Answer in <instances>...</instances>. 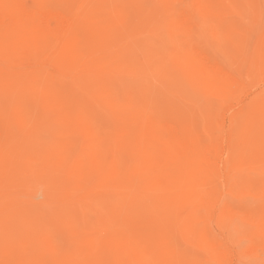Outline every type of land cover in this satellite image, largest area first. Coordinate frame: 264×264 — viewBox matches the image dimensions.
Instances as JSON below:
<instances>
[{
    "label": "rangeland",
    "instance_id": "1",
    "mask_svg": "<svg viewBox=\"0 0 264 264\" xmlns=\"http://www.w3.org/2000/svg\"><path fill=\"white\" fill-rule=\"evenodd\" d=\"M46 1L47 0H45V1L44 0L43 1L42 0H30V2H29V0L28 1H26V0H3L0 2V24H1L0 25V61H1L0 62V118L3 119V120L0 119V141H1L0 142L1 143L0 151L4 149L6 152L8 150L7 148H9L8 146L10 145V147H11V144L14 141L17 142L18 145L20 144L21 140L23 141L21 143H24V144H20L21 146L19 145L21 147L20 148L21 150L19 149V147L17 146L16 143L12 144L13 150H15L14 148H17V147H18L17 149H19L18 151H17V149L15 151H13L14 155L12 154V150H11L12 148H10V150L7 151V154H5V152H3L4 150L1 151L2 153L0 154V158L3 157L4 158L3 161H6V163L1 161L2 159L0 160V162H3L5 165L9 164L11 167H13V169H11V171H10L13 174H11L8 171L9 170L8 168L10 167L9 165H8V167H6L7 165L2 166L1 164H3V163L0 164L1 165L0 170H1V168L4 169V172L0 171L2 173V174L0 173V175H1L0 178L1 177L3 178L4 175L7 174L6 178L4 177L3 179H1V182H0V183L6 182L4 185L0 184V186L3 185L2 188L0 187V189H1L0 190V195H1L0 196V251H1V253H3V254H0V264L1 263L2 264L3 263L4 264H12V263L13 264L14 263L15 264H19V263H21V264H29V263L35 264L36 263L35 260L37 262H39L38 264H45V263L51 264L52 259L48 257L49 253L47 252L49 247L48 248L46 247V246H50V244H51L50 252H52L54 254V255H52V253H51L52 258L54 257V259H56V261H61V263L60 262L57 263L54 260L53 262H55L56 264H65L64 261L67 264H73V263L74 264H84V263L85 264H90V263L91 264H96V263L106 264V262L110 263V260L112 259V256L114 254H116V255H114V257L116 259L113 257V263L112 264H114V263L128 264L130 262H131V264H132V262H134L135 264H166V262H169V264H173V261L175 264H189V263L190 264H264V247H263L264 244L261 243L264 241V233H262V232H264V229H263L264 228V178H263L264 177V174H263L264 173V0H221V1L220 0H216V1L212 0V2H211V0H208V1L205 0V1H207V3L210 2L209 4H207L204 0H176V1L175 0H173V1L172 0L171 1L170 0H163L165 3L163 1H160V0H155V2L158 1V4L155 3L153 0H152V2H151V0H112V1L111 0H102V1L92 0L93 2L92 1L89 2V0H85V1H83V0H52V1H50V0H48L47 3H46ZM214 1H215V3H214ZM26 2H27L28 6H26ZM34 2H35V4H33ZM38 2H39V4H38ZM79 2L81 3V5H78ZM85 2H86V4H85ZM102 2H104V3H102ZM153 2H154V4H157L158 6L155 5V6H157V7H155ZM218 2H219V4H218ZM161 3L162 4L164 3L166 5H164V4L162 5ZM167 3H168V5L170 3H172L171 6L173 7L174 10L170 7V5L167 6ZM205 3H206V9L204 8ZM36 4H37V7H36ZM40 4H42L41 6H43V5L44 6L41 8L40 6H38ZM65 4L67 7L65 6ZM197 4H198V6H197ZM214 4L215 5L217 4L218 6L219 5L220 6L217 7ZM32 5H34V7ZM70 5H71V7H70ZM74 5H76V6H74ZM211 6L213 8H211ZM29 7H30V9H29ZM39 7L41 8L40 10L36 9ZM138 7H140L141 9H139ZM169 7H170L171 11L174 12V14L169 13L170 12ZM189 7H190V9H189ZM71 8H72V10H71ZM74 8H75V10L73 11ZM80 8L82 10L83 9H85V10L82 11ZM152 8L155 10V11L153 10L154 13L151 12L152 10H150ZM161 9L164 13H161L162 11L160 12ZM164 9H165V11L168 10L169 12L168 11L165 12ZM197 9H199L198 14H197ZM142 10H144V11L142 12ZM32 11H35V12H32ZM41 11H42V13L45 12V14L49 13V14H55L57 16L58 15L60 16L61 14L64 15V16L61 15V17H66V18H64V20L66 22H68L70 29H68L65 32V34H61V33H57V34L50 33L49 34V33H47L49 31L47 30V28H45L44 24L42 23L43 19H41V16H40L42 14ZM68 11L70 13L72 11L71 15H74V16L71 17V15H70V13H68ZM94 11H96V12H94ZM102 11L105 14H103ZM149 11L151 14L153 13L154 17L151 14H149ZM175 11L180 12L182 15H180V13L178 14ZM155 12H158V13L155 14ZM83 13H85L84 16L86 15V17L83 16ZM99 13L102 15L101 16L102 18L99 16L100 15ZM159 13H160V15H159ZM166 13L168 15H172V17L171 16H168V17H171L172 19L175 20L174 21V20L170 19L171 21H173V23L172 22L169 23V20L167 21V19H169V18H167L166 19L167 23H166V25L164 24L165 19L164 18L162 19L161 17L163 14H166ZM89 14L93 15L92 19H91V16L88 18ZM78 15H80L82 17L81 20H80V16H79V18H75L76 16L78 17ZM97 15H98V17H96ZM137 15L139 17H137ZM149 15H151V17L154 18L155 20L159 19L157 21V24H154L155 20L152 19L151 17L146 18ZM68 16L70 17V19ZM94 16H95V19H94ZM157 16H158V19H157ZM196 16H198V17L196 18ZM73 17H74V19H73ZM99 17H100V19H99ZM164 17H167V16L164 15ZM183 17H184V19H182ZM96 18H98V19H96ZM148 19H150V23H152L154 21V23H152V25L154 24L155 26H152L150 23H148L149 22ZM160 19H162V20L160 21ZM107 20L110 21V23L107 22ZM130 20H131V22H130ZM179 20H180V22H179ZM71 21H72V23H71ZM78 21H79V23L77 24ZM159 21H160V23H159ZM162 21H164V22H162ZM17 22L19 25L17 24ZM86 22H88V23H86ZM106 22H107V24H106ZM161 22H162V24H161ZM91 23H93L94 28H99L101 30L98 31V29L92 28L93 25ZM95 23L98 24L99 27L95 26L96 25ZM114 23H115V25H114ZM128 23H130L131 25ZM87 24L89 26L92 25L91 26L92 30H91V28H89V26ZM145 24L147 27L148 26L149 27L147 28L145 26ZM158 24H159V26H157ZM172 24L174 25V27ZM26 25H28V26H26ZM100 25H102L101 27H103L104 31L102 30V28H100ZM106 25H108L107 27H110L112 29L104 28V27H106ZM43 26H44V28H43ZM82 26H84V27H82ZM39 27H41V29ZM167 27L174 28V29L172 30V29H169ZM18 28H19L20 32H18ZM79 28H81V30ZM177 28H178V30H177ZM3 29H4V31H2ZM24 29L26 30V32L22 31ZM87 29H90L92 32L94 29L95 35H94V32L91 33V31L89 30V35L92 38H90V37L87 38V36H86L88 34V32H86V31H88ZM115 29L117 30V32L113 33V31L114 32L116 31ZM146 29H148V30H146ZM106 30H108L109 32H107ZM35 31H37V32H35ZM118 31H120V32H118ZM186 31H187V33H185ZM99 32H100V34H99ZM188 32H189V34L192 33V34H190L191 36H189ZM193 32H196V33L194 34ZM42 33L44 35H42ZM72 33L73 34L75 33V34L73 35ZM81 33L82 34L84 33V35L82 36ZM118 33H119V35H117ZM25 34H27V35H25ZM106 34H108V35H106ZM36 35H40V37H38ZM51 35H53V36H51ZM112 35L114 36V38L112 37ZM116 35L118 38L116 37ZM186 35H188V36H186ZM57 36H58V38H57ZM84 36H86V37H84ZM94 36L97 37V38L96 37L95 38L97 41H99V43H97ZM103 36H104V38H103ZM108 36H110V37H108ZM62 37H63V39H61ZM120 37L122 38L121 41H120ZM23 38H25V39H23ZM84 38L87 40V42H83ZM112 38L114 39L113 41L116 42L115 44L113 41H112L113 44H111L112 42L110 40ZM75 39H76V41H75ZM88 39H90V41ZM163 39L166 40V42L164 43L165 46L163 45V42L165 41ZM73 40H74V43H73ZM93 40H95V43L98 44L99 47L97 45H95V43H93ZM80 41H82V42H80ZM41 42H42V44H41ZM100 42H102L104 46L106 43L107 44H109L110 42L111 43L108 46L106 45L105 47H102V46H100ZM58 43H60L61 45ZM76 43H78V45ZM85 43H86V46H88V47L83 45ZM91 43H93L94 46ZM123 43H125V44H123ZM39 44L41 46H39ZM196 44H198V46H200V47H198ZM50 45H51V48H50ZM56 45H57V47H56ZM183 45L187 48H184ZM25 46L27 48L29 47L28 51L26 50L27 48ZM81 46L86 47V49L84 51L81 49L83 53L86 51V54H83L81 51H80V53H76V52H79L78 49L80 50ZM90 46H92L94 49ZM109 46H111V47L108 48ZM120 46H122V47L120 48ZM34 47H36V48H34ZM37 47H38V49H37ZM97 47L99 48V50H101V52L102 51L103 52L101 53ZM95 48L101 54L96 52ZM198 48H200V49H198ZM34 49H36V50H34ZM45 49H47V50H45ZM67 49H68V51H67ZM87 49L90 50V52H92V53L94 51L93 54H95V52H96V54L94 55L97 57V58L95 57L96 60H95L93 55L88 54ZM103 49H105L106 52L109 51L108 54ZM109 49H112V51H114L115 54ZM115 49H116V51H118L120 49L121 55L119 52H118L119 53L118 54L115 51ZM122 49L126 50V51H123ZM182 49L185 50L184 51L185 54L182 53L183 52ZM49 50H51V51H49ZM56 50H59V51L54 53V51H56ZM201 50H202V52H201ZM203 50H206V52ZM35 51L37 52V54ZM34 52L37 56L34 54ZM64 52H65V54H67V56L64 54ZM69 52H70V55L73 56L72 57L73 61L75 60L73 62L72 59H70L72 61L70 63L73 65L75 64L73 68H72L73 65H69L68 66L69 68L67 67V64H69V62H68L69 58L68 57L71 58L70 55L68 56ZM128 52H130V53H128ZM174 52L177 53L176 57H175L176 61H177L179 56H182V58L179 57V59H181V60L185 59L187 62L184 61V62H186V64H183V65L186 66V65H188L187 64L188 62H190V61L192 62V60H196L195 62L197 63V65H199L198 63H200L202 65V67L199 68L201 71L198 73L199 69L195 68L196 67L195 62L189 63L188 68H186L187 67L186 66V67H183L181 69V65L179 66L178 64H179V62H180V64L183 62L178 60L179 62L177 61L175 64L174 60L172 59V58H174V55H175ZM179 52H181L182 55ZM51 53H53V54H51ZM103 53H105V54H103ZM29 54H33L35 56L29 55ZM74 54H75V56H74ZM99 54H100V58H99ZM110 54H113L114 56H111ZM122 54H124V55H122ZM85 55H86V57H85ZM101 55H102V57H101ZM133 55L135 58L132 57ZM177 55H179V56H177ZM202 55H204V56H202ZM45 56L48 58L45 59ZM54 56H58V57H56L57 58L56 60H54L55 59ZM77 56H78V58H77L78 60L74 59V57L76 58ZM87 56L92 57L94 60L88 58V61H87L86 60ZM103 56L105 58L107 57V59L109 58L107 61V64L105 63L106 62L105 60H107V59H105ZM123 56H125L124 59H123ZM188 56L192 60H190ZM34 57H35V59H34ZM113 57H114V60L112 61ZM31 58H32V60H34L33 62L31 60ZM36 58H37V60H36ZM61 58H62V60H61ZM64 58H65V60L68 59L65 62L66 66L65 65L62 66ZM110 58H111L112 63L110 62ZM125 58H127V60ZM164 58H167V59H164ZM209 58L211 60H209ZM51 59H53V60H51ZM98 59L101 60V62H98L99 61ZM102 59L104 60V62L102 61ZM115 59L117 61L120 59L122 61H125V63L123 62V64H121L120 63L121 61H118V63H117V61ZM133 59L134 60L138 59L137 63H135L136 60L134 62ZM163 59L166 60V62L163 61ZM203 59L208 60V61H204ZM58 60H60V62H62V63H60ZM83 60H86V61H83ZM128 60L130 62H133L134 65L136 64L135 67L137 69L136 68L135 69L137 71L136 70L134 71V69H133L134 67H132L133 64L130 62L128 63ZM55 61H57V62H55ZM89 61H91L90 65L88 63ZM114 61H115V63H117V65H119V63H120L119 67L117 65H115ZM11 62L17 63L18 67H17V64H11ZM20 62H22V63H20ZM82 62H83V64H82ZM85 62H86V64H85ZM95 62H96V64L98 63V65L94 64L95 67H91V63L93 64ZM159 62L161 63V65H159L160 64ZM170 62H172V63H170ZM24 63H26V65ZM54 63H55V65H54ZM56 63H57V67H56ZM79 63L82 65V67ZM99 63H100V65H99ZM103 63H105L108 66L110 64H112L111 66H109L111 68L114 65L115 68L113 67V70L114 69L115 70L114 71L110 70L109 67L107 69L106 68L107 66H105V64H103ZM151 63H153L154 68L150 69V67H152ZM157 63H159V64H157ZM58 64H60L62 66V67H60V65H59L60 69H58ZM174 64L178 67L173 66ZM192 64H195V66H193ZM211 64L212 65L214 64L213 65L214 67ZM130 65H131V68L129 67ZM137 65L139 66V68L137 67ZM204 65H206V66H204ZM208 65H210V66H208ZM75 66H76V68H75ZM99 66H100V68L98 69ZM103 66H105V67H103ZM141 66L148 67V70H147V68H144V67L141 68ZM199 66H197V67H199ZM65 67H67V68H65ZM77 67H80V68H77ZM87 67H88V69L90 68L92 71V72H89V75L87 73L88 72ZM216 67H218V68H216ZM74 68L77 70L73 71ZM116 68H117V70H116ZM171 68H173L174 70H172ZM177 68H180L181 70L177 69ZM202 68H204V69L202 70ZM33 69H35V70H33ZM39 69H40V71H39ZM49 69L51 70V72ZM78 69L80 70V72H78L79 71ZM84 69H86V70H84ZM94 69H95V71H93ZM100 69H102V71ZM193 69H196L197 72L195 70L193 71ZM19 70L21 72H19ZM109 70L112 72H110ZM140 70H142V71H140ZM182 70H183V72H182ZM28 71H30V72H28ZM38 71H39V73H37ZM41 71L45 72V73H41ZM68 71H70V72H68ZM107 71H108V73H110L109 74L110 76L107 75V73H105L106 74L105 76H104V74H102V73L107 72ZM171 71L174 73H172ZM47 72H49V73H47ZM83 72H85V75ZM93 72H95V74H97V72H98L99 74L96 76ZM176 72H179V73H176ZM186 72L187 73L189 72V73L186 74ZM20 73L22 76H20ZM30 73H31V75H30ZM92 73H93V75H92ZM197 73H198V76L196 75ZM201 73H202L201 76H203V77H201L199 75ZM204 73L207 76L210 75V78L207 76L205 77ZM9 74H12V76L8 77ZM13 74H15V76L17 75L18 77H13L14 76ZM100 74L103 77L99 76ZM175 74L179 77L174 76ZM28 75H29V78H28ZM40 75L43 78H41ZM46 75H47L48 79H50L49 77L52 78L51 82L49 80V86H48V83L46 81ZM57 75H59L60 78ZM82 75H84V78L86 81H84V78ZM23 76H24V78H22ZM37 76L40 78V79H37L38 82H37V80H35L37 78ZM78 77H79V79H78ZM97 77H99V78H97ZM204 77H205V79H204ZM227 77H229V78H227ZM231 77H233V78H231ZM13 78L14 79L17 78V79L13 80ZM26 78H27V82L25 81ZM58 78L61 80H59ZM89 78H95V80L89 79ZM202 78H203V80H202ZM225 78L227 79V81L225 80ZM29 79L31 80L30 82H29ZM98 79H99V81L97 82L96 80H98ZM41 80L46 81L45 84L47 87H45V85L43 84L44 81L42 83ZM62 80H63V83L60 82ZM206 80L207 81L209 80L212 83L211 82L208 83V82H206ZM24 81L26 83H24ZM65 81L69 82V83L67 82L68 85ZM81 81H82V83H80ZM100 81L103 83H99ZM109 81H110V83H114V84H112L114 87L120 86V89L117 87L115 89H113L112 85L108 84ZM115 81L117 84L115 83ZM117 81L118 82L121 81L122 83L123 82L124 83L121 86V83L119 82L120 83V85H119V83ZM238 81H239V83H238ZM22 82H23V84H22ZM28 82L31 84V85L28 84L29 88H27ZM34 82L35 83L37 82V83L35 84ZM223 82L225 84H223ZM38 84L43 85L41 87L42 92H44L43 89H45V88L51 89V86L54 88L55 91H52V89H51L52 95H49L50 90L48 89V90H46V92H44V95H43V93H41V90L38 89V87H40L41 85L37 86ZM50 84H52V85H50ZM61 84L66 85L67 90L65 89L66 86L64 87V85L62 88H64L65 90L60 88ZM82 84L84 85V87ZM22 85H23V87H21ZM125 85H126V87L129 85L128 89L130 91L132 90V88H133V90L135 89L136 91H138V95H139L138 100L140 99L139 103L137 102L138 100H135L138 96L137 93H136V95L134 94L135 90L134 91L132 90V93H131L127 88H124ZM69 86L71 87L70 90L68 89ZM223 86L226 87L225 89H227V88L228 89L225 90ZM43 87H45V88H43ZM233 87H235V88H233ZM82 88H84L83 89V90H85L84 92H83ZM139 88L144 90V91L141 92V90ZM25 89H26V91L24 92ZM57 89H58V91L62 89L61 91H62L63 95L61 94V91H59L61 94L60 95L59 92L57 91ZM71 90H72V92L64 93L65 91H71ZM145 90H147V92L150 91L151 93H149V95H148V93H146ZM229 90L231 91V93H229ZM115 91L118 93H115ZM125 91H129L128 94L129 95L131 94L130 95L131 97L129 95H127V93ZM223 91H226L225 94ZM232 91H234V92H232ZM53 92H54V94H53ZM143 92H145V93H143ZM227 92L229 93L230 96L228 95ZM45 93L49 96L46 97L45 100H43L45 98V95H46ZM56 93H58L60 95V96L59 95L58 96L61 97L60 98L61 101H60V99H59V101H56L58 104L56 102L55 103L52 102V101H55L58 99V96L55 95ZM34 94H37V95H34ZM41 94H42V96H41ZM89 94H91L92 96L88 97ZM114 94H116V95L114 96ZM150 94H152L153 97L155 95V97L153 98ZM216 94L220 95V97L222 96V98L224 96L226 98L224 97L223 98L224 100L221 99L222 100L221 101L220 97ZM39 95L42 97L41 100L44 102L49 98L54 99L52 101L47 100V102H49L48 104H51V106H52L51 108H54V107H56L57 109L61 108L62 105H64V102H65V105H66V103L69 104V107H67L68 105L64 106V108L66 107L65 109H67V111H69V112L64 111L65 110L64 108H62L63 110L58 109L57 111L54 110L55 109L54 108L53 110L50 109V110H52V112H53L52 113L48 110V108H50V105L48 106L47 102H45L47 104V105H45L46 109H45L44 105H43V107H39V108L42 109V110L40 109V111H42V112H43V108H44L47 111V113H49V114H45V113L42 114V112H40L38 110L39 108H38L37 104L42 106V104H45V103H43V102L40 103V100H39L40 96ZM86 95L88 97V100H87ZM132 95L134 98L132 97ZM36 96H39L38 97L39 99H37ZM62 96H64V97H62ZM65 96H67V97H65ZM113 96H114V98L117 96L118 99L115 98L116 100L115 99L113 100ZM27 97L29 100L26 99ZM95 97L97 99L98 98H100V99L97 100ZM140 97H142L143 100ZM162 97H164L165 99ZM166 97H167L168 103H166ZM33 98H35L36 101ZM84 98H86V100ZM90 98H91V100H90ZM93 98L95 99V101L97 100L96 101V102H98L97 104L93 100ZM121 98L124 100H122ZM132 98L134 100H130ZM151 98L154 99V101H152ZM79 100L82 103L79 102ZM112 100H113V102L111 103ZM144 100H145V102L142 103L143 104L142 105L143 108H142L140 102L144 101ZM147 100H148L149 105L145 104L147 102ZM170 100L175 102L176 105H174V107H172L173 102H171L172 103V106H171ZM226 100H228V101H226ZM84 101H86V103H84ZM87 101H89L88 105H87ZM107 101L109 103H111L112 107L109 106V103ZM119 101L120 102L123 101L124 104H122V106L124 108L119 107L121 105V103ZM128 101H129V103L132 101L131 105L128 103ZM32 102H33V104H32ZM78 102H79V104L82 105V106L79 105V108H78ZM93 102H95L96 105H94ZM114 102H116V104ZM30 103L32 104V106ZM34 103H35V107H34ZM53 103L55 104V106H53L54 105ZM89 103L91 104L90 106H89ZM100 103H104V104L102 105ZM85 104H86V108H84ZM92 104H93V106H92ZM132 104H136V106L133 105V107H132ZM138 104H140V105L137 106ZM144 104H145V106H144ZM74 105L75 106L77 105L76 108H74L75 107ZM83 105H84V107H83ZM150 105H152V106H150ZM14 106H15V108H13ZM96 106H97V108H96ZM98 106L100 108H103L105 111L103 109L100 110ZM103 106H105V107H103ZM113 106H115L116 108ZM126 106H128V107H126ZM134 106H135V108H134ZM163 106L164 107L166 106L165 107L166 110H164L165 108ZM168 106L169 107L171 106L173 109L168 108ZM175 106L177 108H175ZM219 106H221V107H219ZM33 107H34V109H33ZM80 107L83 109H80ZM92 107L93 108L95 107L98 111L100 110L101 112H98L95 108L94 109L96 111H94V109H91ZM118 107H119V109H118ZM145 107H146V109H144ZM151 107H152V109H151ZM178 107H181L183 110L181 108H180L181 110L178 109ZM217 107H219V109H217ZM77 108H78V110H77ZM88 108L91 109L90 112L88 113L89 118L86 116L87 112L89 111ZM129 108L131 110H129ZM147 108L149 109V111ZM74 109L77 110L78 112L82 110V111H84V113L83 112L78 113L77 111L73 112ZM135 109H138V110L140 109L139 111L140 112L142 111V115L141 114L139 115V113H138L139 111H137V113H138V115H137L136 112H134V111H136ZM170 109H172V110H170ZM45 110H44V112H46ZM61 110L64 111V113L66 112L67 115L64 114L66 118L70 117V119H73L72 121H70L69 119L64 118V120H67V121H65V123H63V124L64 125L67 124V125L63 128L65 130L67 129L66 132L68 131L67 132L68 137L66 135L64 137H62L64 135V133H66V132H64L65 130L62 127H60L61 124H59L60 123L59 121H62V120L58 119L57 121L59 122L58 123L59 126L56 125L57 124L56 118L63 119L62 117L64 115L62 114L63 112L61 113ZM108 110L111 113L108 112ZM150 110H152V111H150ZM173 110H174V112H176V114L173 113ZM91 111L94 113L92 114ZM103 111L107 114V116H105L106 114H103L104 113ZM96 112H98L100 114H99V116H97L98 115V113H97V115H95V116H97V118L94 117L95 118L94 119L92 117L94 116V114H96ZM179 112H181V113L179 114ZM246 112H247V114H245ZM17 113H19V114H17ZM31 113H32V115H31ZM54 113H56L57 115H55ZM155 113H157V114H155ZM184 113H185V116H184ZM239 113L241 115H239ZM243 113L245 114L244 116H243ZM20 114L23 115L24 117L28 116V115H30V116H28L27 117L28 119H26V118H23L22 116L19 117ZM34 114H36V116ZM39 114L40 115L42 114L43 119L41 118V116ZM50 114H52V117H48V116H50ZM76 114L77 115L79 114L77 119H76V117H77ZM102 114H103V116H102ZM143 114H144V116H143ZM181 114L184 117H186L187 119L186 118L182 119L184 117ZM186 114H188V116L191 117L192 119L188 118ZM12 115H14L15 117H13ZM46 115L51 120L54 117V120H55L54 122H52L51 120H48L49 122L51 121L50 124L53 123L52 125H50L49 123H46V122H48L46 120V119H48L46 117ZM68 115H70V116H68ZM82 115H83V117H81V119H80L81 122H80L79 116H82ZM84 115H85V118H84ZM111 115H113V116H111ZM174 115L175 116L178 115V116H180V117L182 116V117L178 118L176 116V119L178 120V121H176L175 118H172V117H174ZM114 116H116L115 121H114V119H113V121H111L112 118H110V117L114 118ZM135 116L137 118H135ZM138 116H140V117H138ZM6 117H8V118L6 119ZM29 117L31 118L30 124L28 122ZM102 117H104V119L105 120L107 119V120L105 121ZM152 117H153V119H152ZM34 118L36 119V122H37V119H40V122H38V123L35 122L37 125L39 123H41L38 125L39 127H37V130H36L37 131L36 133H38L39 135L36 134L35 131L33 133V130L36 129L35 126H37V125H35L34 129H33L32 124H35V123L34 122L32 123V121L35 120ZM98 118H100V119H98ZM122 118H123V120H121ZM196 118H198L197 120L200 119V121H197ZM234 118L235 119L237 118V119L235 120ZM11 119L16 121V123L18 122L17 120H19V122H22L24 120V123L22 122V125L23 124L24 125L23 126L19 125V124L15 125L14 122L11 123L12 122ZM41 119L44 120L45 123L47 124L46 125L47 129L44 126L45 125L44 121H42ZM96 119H98L97 123H96ZM108 119H111V120L108 121ZM118 119H120V120H118ZM130 119H131V121H128ZM137 119H139V120H137ZM173 119H175L176 123L173 121ZM181 119L184 121L189 119L188 121H185V123H188V122L191 123V120H192V123L190 125L194 126V127L193 126L191 127L193 129H191V131H190V129H189L190 125L189 124H188L189 126L187 124H186L187 126L185 125V127H187L188 129H186V128L183 129L185 123H183V121ZM6 120H9L10 123L8 124V121H6ZM77 120L79 123H77ZM83 120H85V121H83ZM91 120H92V122H91ZM94 120H95V122H94ZM99 120H100V122H99ZM135 120H136V122H135ZM152 120H157V121L152 122ZM101 121H102V123H101ZM171 121H173V122H171ZM195 121L200 122V124H202V125L198 126L197 123H196V125H194L195 123L193 124V122H195ZM42 122L44 124L43 127H41ZM70 122H72V124ZM90 122L92 124H90ZM103 122H105L108 125L107 126H106V124L104 125ZM120 122L123 126L119 124ZM114 123H117L119 125H117V124L115 125ZM132 123L134 125H132ZM136 123H138V125H136ZM149 123L152 125H150ZM153 123H154V125H153ZM173 123H175V124H173ZM180 123H182V124H180ZM239 123H241L242 125L241 124L239 125ZM54 124L58 128L57 127L55 128ZM63 124H62V126H64ZM75 124L79 125V126H76ZM5 125H7V126H5ZM26 125L27 126L29 125L28 128ZM96 125H97V127H96ZM20 126H21L22 132L20 131ZM24 126H26L27 129L24 128ZM67 126H69V127H67ZM85 126H88V127H85ZM99 126L100 127L102 126V128H103V126H105L106 128H103L104 129L103 130L102 128H98ZM178 126H182V128L178 127ZM195 126H196V128H195ZM197 126H198V128L199 127L201 128V129L199 128V131H198L199 135L196 134L197 129H198ZM236 126H237V128H236ZM7 127H8V129H7ZM29 127H30V129H29ZM50 127L51 128L53 127V128L51 129ZM75 127L76 128L78 127L80 129L79 130L76 129V131H75ZM126 127H128L129 129H127ZM139 127H141V128H139ZM176 127L181 130L182 137H184V136L186 137L187 132L191 135L188 134L187 139L184 137L185 139L183 138V139L179 140L180 135L177 133H174V132H177ZM14 128H16V129H14ZM39 128H41L40 130H42V129L43 130L39 131L38 130ZM113 128H115V129H113ZM4 129L5 130L7 129V130L5 131ZM31 129H33V130H31ZM58 129H63L64 131L61 130V132H60ZM71 129H73L75 131V133ZM99 129L101 130V132ZM153 129L155 131L158 130L157 133H154ZM194 129L196 130V132ZM232 129H234V132H232L233 131ZM15 130L18 131L17 134H14V133H16ZM80 130H81V132H80ZM147 130H148V132H147ZM200 130L203 133H200ZM205 130L208 132V134ZM13 131H15L13 133L14 135L11 134V132H13ZM23 131L26 134H28L27 132H29V134H28L29 139L27 140V138H28L27 135H26V137H24V138H26L27 142H25V140L23 139L22 135H24V134H21V133H23ZM53 131L54 132L59 131V133H57V132L53 133ZM114 131H116V132H114ZM192 131H194V132H192ZM72 132L74 133V136L69 135V133L71 134ZM83 132H84V134H83ZM87 132L89 135L87 134ZM143 132H144V134H143ZM149 132L150 133L152 132V134L154 133V136L152 134H150ZM238 132H240L241 134ZM18 133L20 135H18ZM73 133L71 135H73ZM76 133L78 135L75 136ZM80 133H81V136H83V138L80 136ZM165 133H166V135H165ZM6 134H8L9 136ZM174 134L177 136V138ZM201 134H202V136H201ZM3 135L7 136V137L5 138ZM33 135H34V137H33ZM35 135H36V137H35ZM106 135H107V137H106ZM155 135H157V137H155ZM195 135L196 136L198 135L197 138ZM15 136H16V138H15ZM17 136H18V138H17ZM78 136H80V137L77 138ZM200 136H201V138H199L200 139L199 140L198 137H200ZM1 137H3L4 139H2ZM9 137H11L12 139L11 138L9 139ZM66 137H67V139H69V141L67 139H65ZM84 137L88 140L84 139ZM233 137H235L237 139V141ZM145 138L149 139V142L147 141L148 143H145L146 142ZM194 138L197 141L199 140L198 141L199 143L197 141H195ZM13 139H15V140H13ZM99 139H101L102 143ZM102 139H104V140H102ZM162 139L165 140L166 143H164L165 141H162ZM223 139H225V140H223ZM4 140H5V143H4ZM10 140H12L11 144H10ZM96 140H98V141H96ZM155 140H158V141H155ZM168 140H170V141H168ZM183 140H184V142H183ZM229 140H231V141H229ZM18 141H20V142H18ZM62 141H63V143H62ZM213 141H214V143H213ZM29 142H31V143H29ZM54 142H56L55 145L53 144ZM95 142H97L96 147H99V148L101 147L99 150H98V148H95V144H94ZM170 142H171V144H170ZM194 142L197 143L198 145L201 143L200 144L201 146L200 145L197 146V144H195ZM202 142H204L203 145H202ZM238 142H239V144H238ZM3 143L6 145L8 144V145L5 146V145H3ZM223 143L226 145H223ZM26 144H28V145L30 144L31 147H30V145L28 147V145H26ZM79 144H80V146H78ZM134 144H136V145H134ZM143 144L144 145L146 144L145 145L146 147L143 146ZM161 144L163 145V147L161 146ZM15 145H16V147H15ZM40 145H41V148H40ZM53 145H54V147H53ZM93 145H94V147H93ZM148 145H150V146H148ZM154 145H155V148H158L155 150H157V151L159 150L157 153H155V150H153ZM237 145H238V147H237ZM4 146H5V148H3ZM73 146H74V148H73ZM22 147L25 150L24 149L22 150ZM57 147L58 148L60 147V148L58 149ZM134 147L135 148L137 147L138 150H140V151L138 152V150L137 149L135 150ZM171 147H173V149H171ZM174 147L178 151H175L176 149ZM191 147H194L193 149H197V150L200 149L201 151H199V152H200V154L202 152V154L201 155L199 154V155L202 158L200 156H198L197 153H199V152L196 150L193 151ZM231 147H232V149H231ZM234 147L235 148L237 147V149L234 150L233 149ZM117 148H118V150H117ZM144 148L145 149L148 148V153L150 156L152 154L153 159L150 158L148 153H146V154L143 153ZM149 148H150V151H149ZM169 148H170L171 153L173 154L172 156L176 155V156H174V157H176V159H174V161L178 160L177 161L178 163H180L181 161H182V163L184 162L183 166H182V163H180V166L178 164H177V166H175L177 162H175V164L172 163V162H174L173 160H171V159H173V157L172 156L170 157V152H169V154L167 153L169 151L168 150ZM54 149H55V152H54ZM64 149H65V151H64ZM66 149H69V150H66ZM103 149H105V150H103ZM40 150H41V152H40ZM100 150L103 151V153L105 152V155L101 152L97 153V151H100ZM172 150H173V152H172ZM203 150H206V151L204 152ZM232 150H233V152L234 151L236 152V153L234 152L235 157L232 153ZM258 150H259V152H258ZM10 151H11V153H10ZM51 151H52V153H51ZM134 151H136V152H134ZM188 151L189 152L193 151V152L191 154V153H188ZM215 151H216V153H215ZM222 151L224 154L220 153ZM15 152H21V153H16L17 155H15ZM22 152H23V154H25L24 155V158L26 157L25 160H22V158H23ZM175 152H176V154H175ZM241 152H243V153H241ZM8 153H9V155H8ZM39 153H42V154H39ZM65 153H67L66 156H65ZM70 153H72V154H70ZM89 153L90 154L92 153L91 154L92 156H89L90 155ZM106 153L107 154L109 153L108 157H106L107 156ZM141 153H142V156H140ZM187 153L189 155H191L190 157H191L192 161L190 160V158H188L189 155ZM194 153H196L197 155H195ZM26 154H28V155H26ZM43 154L45 157L42 156ZM50 154H52V155H50ZM87 154H89V155H87ZM164 154H166L167 156H165ZM185 154H187V155L185 156ZM231 154H232V158H234V159L231 158ZM5 155H7L9 157H7ZM10 155H12V158L10 157ZM63 155H64V157H63ZM145 155L146 156L148 155V157H146ZM13 156H14V158H13ZM39 156H40V158L38 159ZM47 156H49V158ZM83 156L85 157V160H83ZM88 156H89V158H88ZM120 156H123V158ZM182 156H184V157H182ZM15 157H16V159L18 157L19 158L17 160H15ZM20 157H21V159H20ZM81 157H82V159L79 160ZM141 157H142V159H141ZM161 157L162 158L167 157V158L162 159ZM177 157H178V159H177ZM180 157H182V158H180ZM222 157L225 159H223ZM8 158L9 159L11 158V159L8 160ZM57 158L62 163L57 162V161H59ZM107 158L110 160V162H109V160L107 161ZM209 158L211 161L209 160ZM5 159H7V160H5ZM43 159H45V160H43ZM97 159H98V161H97ZM118 159H119V161H118ZM181 159H183V160H181ZM185 159H187V160H185ZM201 159H202V161H201ZM239 159H241L240 160L241 163L238 161ZM52 160H54V162ZM86 160H87V162H86ZM121 160L125 161V163L122 162ZM179 160H181V161H179ZM220 160H222V161L220 162ZM33 161L35 162L33 165H34V167L36 166L35 168L37 169V171L39 173H37L35 171L36 169L34 167L30 166V164L33 163ZM38 161L40 162V166L38 165L39 168L37 167ZM41 161H43V162H41ZM96 161L97 162L100 161V163H97ZM163 161L166 163L168 161L169 162L168 165L166 163L162 164ZM230 161H232V162H230ZM29 162H31V163H29ZM85 162H86V164H85ZM101 162L102 163L104 162L103 167L106 169V171H103V169L101 168L102 166H99V164L102 165ZM105 162H107L106 165H105ZM142 162L143 163L146 162L144 165L146 167L142 168L143 166L141 165V171H139L140 165H138V164H141ZM14 163H15V165H14ZM79 163L81 165H79ZM93 163H95V164H93ZM170 163H172V164H170ZM74 164H76L77 167H76V165L74 166ZM96 164L100 168L95 166ZM114 164H115V167H113ZM121 164H123V165H121ZM125 164H126V167L124 166ZM151 164H153V165L151 166ZM155 164H157L158 166ZM169 164L171 166H169ZM16 165H23L25 169H22V172L26 170L25 171L26 174L23 172L20 175L19 173L21 171V167L20 166L16 167ZM148 165H150V167ZM164 165L167 167L169 166V167L167 168ZM188 165L190 167H188ZM14 166H15V168H14ZM27 166H29L30 168ZM52 166H53V168H52ZM56 166H57V168H56ZM94 166H95V169H93ZM107 166H108V168H107ZM173 166H174V169L172 168ZM191 166H193V167H191ZM122 167H123L124 171H123ZM163 167H164V169H163ZM181 167H183L184 170L187 169V170H185L187 172L184 173L183 170H182L183 171L182 172ZM198 167H202V169H205L206 171L202 170L201 168L198 169ZM209 167H210V169H209ZM211 167H212V170H211ZM226 167H227V169H226ZM241 167H243V168H241ZM27 168L31 169V171ZM40 168L44 169V170H41ZM79 168L82 170V172H80ZM111 168H113V169H111ZM151 168H152V170H151ZM66 169H68V170H66ZM86 169H87V172H89V171L90 172L86 173V171H85ZM98 169H100L101 172H99ZM168 169H169V171H168ZM171 169H172V171H171ZM196 169H198V170H196ZM5 170L8 172H6ZM14 170H16V171H14ZM51 170H52V172H50ZM97 170H98V172H97ZM111 170H112V172H111ZM119 170L123 171V172L120 173ZM135 170L137 173H134ZM142 170H143V172H142ZM179 170L181 172H179ZM145 171H146V173H147V171H150V173L148 172L149 174L146 175ZM193 171H194V173H193ZM217 171H219V172H217ZM114 172L117 176H115ZM131 172L134 173L133 177L131 176L132 175ZM138 172H139V176H138ZM140 172H142V174ZM151 172H153L152 176L155 174L158 175V173L159 174L161 173V175L167 174L166 176L162 175L165 178L166 183L164 182V180L162 183L160 182V180L163 179V177H161V175H160V177H159V175L157 176V180H153L155 178V176H153V178H152ZM177 172L179 173V175ZM220 172L223 173V175L221 173V175L223 177L220 175ZM235 172H236V176L233 175V174H235ZM8 173L10 174L9 178H8ZM48 173H50V174L48 175ZM197 173H199L200 175ZM242 173H244V176L242 175ZM40 174H42V175H40ZM43 174L48 175V177L50 175H53V174L56 176H54L53 178L50 176L52 178V180H51V178H47V176L46 175L44 176ZM62 174H64V175H62ZM83 174H86L87 178L88 177L89 178L88 179L86 177L83 178V176H84ZM88 174H90V175L88 176ZM122 174H124V175H122ZM140 174L143 178H145L144 179L145 182H141V180H143V179L140 176ZM188 174H189V179L192 176L190 174H193V177H191V178L194 179V182H196L197 185L200 183L198 185L199 188L197 187V185H196L197 188H195V183L193 182V180L191 182V180H189L187 178ZM260 174H261V176L263 174V176L261 177ZM22 175L24 177H21ZM25 175H27V176H25ZM68 175H69V177H67ZM180 175L181 176L183 175V177H181ZM197 175H199V176H197ZM206 175H208V176L206 177ZM213 175L215 178L217 176L218 177L214 180ZM237 175H239V176H237ZM240 175H241V180H240ZM90 176H92L93 180H90L91 179ZM195 176H197V180H196ZM233 176H234V178H233ZM31 177H33V178H31ZM42 177L44 179H42ZM80 177L83 179H81ZM102 177L103 178L105 177L104 182H106V183L103 182ZM140 177H141V179H140ZM7 178H8V182L6 180ZM75 178H77V179H75ZM169 178H172L174 180V182L172 179H171L172 182H170ZM25 179L26 180L28 179V182H26ZM85 179H87V182ZM95 179H97L96 182L100 183V184L95 185L96 184ZM114 179H116V180H114ZM133 179L135 180V182ZM151 179L153 180V182ZM168 179H169V182H168ZM176 179H178V180L181 179V182L179 183L178 180H177V182H175ZM185 179L187 180V182ZM198 179H199V182H198ZM220 179L222 180V183L220 182ZM235 179H237V180H235ZM251 179H253L254 182ZM259 179H261V183H260ZM2 180H3V182H2ZM24 180L26 182V185H25ZM40 180H41V182H40ZM42 180H43V182H42ZM81 180H82V183H81ZM89 180H90V182H89ZM110 180H111V182H110ZM121 180H122V182H121ZM138 180H139V182H138ZM188 180H189V182H188ZM204 180H205V182H204ZM218 180H219V182H218ZM242 180H243V185H242ZM258 180H259V182H258ZM32 182H34V183H32ZM52 182H53V184H52ZM74 182H78L79 186L77 185V183H74ZM93 182H94V184H93ZM133 182H134V184H133ZM146 182L149 184H152V185L148 184L149 186H146L147 185ZM257 182H258V184L261 185L260 187L257 185ZM14 183L17 186L20 184L19 187L15 186ZM21 183L24 184V185H22V188H20ZM30 183H32V185L34 187L29 186V185H31ZM41 183H42V185H41ZM89 183H91V184L89 185ZM103 183L106 187H104V185L102 186ZM109 183L111 185L110 187H109V185L107 186V184H109ZM113 183H114V185H113ZM142 183H143V185H142ZM168 183H170V184L168 185ZM171 183L173 185V189L171 188L172 187ZM183 183L186 185H184ZM212 183H214V184L210 185ZM50 184H51V186H50ZM92 184L94 185L93 188H92ZM144 184H146V185H144ZM175 184H176V186H175ZM221 184H223L222 186H224V188L221 186ZM5 185H6V187L3 189V187ZM53 185H55V186H53ZM74 185H75V187H74ZM98 185L102 186V187L100 188ZM188 185L190 187H188ZM23 186H25V189H30L31 191L28 190L26 192L27 193L26 194L24 192L26 190L24 189ZM41 186L45 189L43 190V188H41ZM72 186L75 189L80 190V191L76 190L77 192H80V193H76V191L73 190L74 188H72ZM82 186H84V187H82ZM88 186L90 187V189L92 191H90ZM138 186H139V188H140V186L143 187V189L142 190H141V188L139 189ZM214 186L218 189H216V188L214 189ZM14 187L19 188V189L15 188L16 192L12 193L13 191H15ZM98 187H99V189H98ZM103 187H104V189H103ZM113 187H115V188H113ZM146 187H148L147 189H149V187H150V189L147 192L144 191V189H146ZM175 187L177 188V190L175 189ZM204 187H206V188H204ZM239 187L241 188V192L239 190ZM85 188H86V190L84 192ZM107 188H109V189H107ZM123 188H124V190H123ZM200 188L201 189L203 188L205 190L201 191ZM232 188H233V190H232ZM52 189L54 191H55V189L58 191L50 192ZM174 189H175V191H172ZM197 189L200 190L201 193L199 191H197ZM236 189H237V193H234L236 191ZM104 190H106L108 192H106ZM168 190H171L172 192L170 193V191H168ZM215 190L216 191L218 190V191L216 192ZM226 190L227 191L231 190L233 193L227 192ZM86 191H88V192H86ZM112 191L115 192L117 195L120 194V196L115 195L114 193H112ZM225 191H226V193H225ZM6 192H8V193L10 192V193L8 194ZM21 192L22 193L24 192L26 195L24 193L22 194ZM28 192H30L29 193L30 195H28ZM33 192L34 193L36 192L35 193L36 195H34L35 197L32 196ZM38 192H39V194H38ZM63 192H65V194L68 195V197H70L69 195H71V196L74 195V192L77 195L74 197H71V200L69 198L67 200L66 199L67 197ZM71 192H73V193H71ZM83 192H84V194H83ZM90 192H93V193H90ZM94 192H95V194H94ZM109 192L111 193V196H110ZM203 192H205L207 195ZM251 192H252V194H251ZM256 192H258V193H256ZM47 193L48 194L50 193L49 197L47 196L48 195ZM53 193H55V194L53 195ZM69 193H71V194H69ZM106 193H108L109 196ZM132 193H134V194H132ZM135 193H140V194H135ZM145 193H147L146 194L147 197L145 196ZM3 194L5 196H2ZM80 194H81V196L82 195H84V196L80 197ZM102 194H104V197ZM123 194H125V195H123ZM184 194H187V195H184ZM223 194H224V197H223ZM51 195L55 196V197H52ZM136 195H137V197H136ZM31 196L33 198H29ZM85 196H86V200L84 198ZM133 196H135V199L136 198L139 199L138 196H140V201H142L141 199H145V198L147 200H144V202H140V204H139V202H138L139 200L138 201H136L137 199L133 200L134 199ZM9 197L12 200L6 199ZM44 197H45V199H44ZM107 197L109 200H111L110 201L111 203L106 199ZM111 197L114 199H110ZM141 197H143V198H141ZM83 198H84V200H82ZM48 199H50L52 201H50V200L48 201ZM98 199H100L98 201L99 203L100 202L102 203V201H103L102 205L99 203L96 204ZM214 199H215V201H214ZM114 200L116 202H119V201L120 202L115 203ZM122 200H124V201H122ZM14 201H15V203H14ZM106 201H107V204H106ZM112 201L115 204H117V205L114 204L116 207L113 206ZM125 201L128 202L127 203L128 207L126 206ZM224 201L228 202L229 204L225 203ZM7 203L10 205H8ZM243 203H245V205ZM32 204H33V206H30ZM118 204H120V206ZM218 205H221V206L218 207ZM231 205H232V207H229ZM29 206L33 207V210ZM38 206H40V207H38ZM117 206H119V207H117ZM236 206H238V207H236ZM89 207H91V208H89ZM112 207H115L114 210H116V208H117V210H119L121 213L120 212L116 213L117 210L116 211L111 210L112 211L111 212L109 208H112ZM136 207H138V208H136ZM212 207L214 208V210H211ZM71 208L73 209V211L71 210ZM85 208H87V209H85ZM135 208H136V210H135ZM90 209H92L93 211H91ZM131 209H133L135 212L133 210L131 211ZM138 209H139V211H137ZM34 210L37 213H35ZM94 210L95 211L97 210V211L94 212ZM105 210L109 211V213H106L107 211L105 212ZM218 210L220 212H218ZM53 211H54V213H53ZM59 211L62 213L68 212L66 215L68 218L62 217V216L58 217V214L61 215V213H59ZM89 211L91 212L90 215H89ZM113 211L115 213H113ZM136 211L139 214H137ZM221 211H222V213H221ZM31 212L33 215L31 214ZM55 212H56V216H55ZM73 212L75 213V216H74L75 218L73 217V215H74ZM41 213H44V215L39 216V215H41ZM36 214H38V216ZM70 214H73V215L71 216ZM148 214L151 215L150 218L148 217L149 216ZM85 215L87 217L91 216L92 219L91 218L87 219L90 222L87 221L88 222L87 223L86 220H84L87 218V217H85ZM136 215H142V216L138 217ZM134 216H136V218ZM99 217L102 218L104 222L101 221L102 219L100 220ZM128 217L131 219H129ZM141 217H143V219ZM9 218L11 221L9 220ZM36 218L40 219V221L38 223L36 222V221H38ZM97 218H98V220H97ZM121 218H122V222H121ZM139 218L142 219V223H143V220L145 219L144 225L142 223H140ZM31 219H33V226L30 223V221L32 222ZM34 219H35V223H34ZM63 219H64V221L66 219V221L64 223L67 225L66 229H70V231L69 230L66 231L65 228L62 231L61 227L63 228V225H65V224H63V225L60 224V225H62V226H60L58 223L59 222L58 220H60V223H62ZM132 219H134L135 221ZM138 219H139V221H138ZM22 220H24V221H22ZM25 221H27L28 224ZM14 222H16L17 224ZM20 222H22L21 223V224H23L22 226H21V224H19ZM44 222L46 223L47 226L44 225ZM51 222L53 223L51 225H55V224H57V225L49 226V224ZM150 222H152V223H150ZM10 223H11V225H10ZM39 223H41V224L39 225ZM86 223L88 225H86ZM123 223H125L126 225ZM35 224L39 225V226H36ZM42 224H43V227L46 226V229L42 228V226H41ZM89 224H91L92 226ZM151 224H153L152 227L155 226V227H153L154 229L152 231L153 232L157 231V232H154V234H157V237H155L153 232H152V234L150 233L151 236L154 235V236H152L153 238L151 236H149V232L151 231L150 229H152ZM24 225L29 226L30 227L29 229H31V230H29L28 227L23 228ZM66 225H65V227H66ZM69 225H70V227H69ZM103 225H106V226H103ZM72 226H74V228ZM10 227H14V229H16L17 232L15 230L11 229ZM36 227H38V229L41 227L44 231H42V229H41V232H38V229H36ZM47 227L50 230L47 229ZM146 227L149 229V231L148 230H146L145 232L142 231L144 228L147 229ZM34 228H35V230H33ZM74 229H75L76 233L74 232ZM32 230H33V234L31 233ZM64 230H65V232H64ZM14 231L18 235H16L14 233ZM39 231H40V229H39ZM46 231H48L49 233L51 231L53 236L51 235V233H50L51 236L50 235L48 236L49 233H47ZM147 231H148L147 235L150 237L148 239H146L148 237L146 235ZM259 231H260V233H259ZM34 232H35L37 238L35 237ZM61 232L64 234H61ZM66 232H67V234H66ZM68 232H69V235H68ZM70 232H72V233L74 232L73 233L74 238L72 237L73 234L70 236V234H71ZM27 233H30V234H27ZM41 233H44V234H41ZM21 234H22V236H21ZM24 234H26L27 236L23 237ZM37 234H39L40 237H38L39 235L37 236ZM56 234H57V236H56ZM87 234H90L87 237H90L91 239L90 238L86 239L87 237L85 235H87ZM95 234H96V236H95ZM143 234L146 235V238ZM15 235L17 236L16 240L14 238ZM28 235H30L31 238L32 237L34 239L36 238L34 240V242L32 240L33 238L32 239L30 237L28 238ZM76 235H77V237H76ZM79 235L81 237H79ZM92 235H94V236H92ZM118 235H120L122 238ZM125 236H126V240L124 238ZM161 236L165 239L167 237V239H166L167 242H165L163 238L161 239ZM255 236H256V238L258 237L257 241H256ZM42 237L43 238L46 237V238H48V240L47 239L43 240ZM65 237H67V238H65ZM84 237H85V239L83 240ZM154 237L157 239H155ZM21 238H24V239H21ZM27 238H28V240H27ZM75 238H76V242H74L75 240L73 241V239H75ZM80 238H82V242H80V240H81ZM133 238H134V240H133ZM135 238L138 240V242L140 241V243H141L138 246L139 247L142 246V249H140L141 251H139L142 254H139L137 252L139 250L138 249L139 247L134 245V244L137 245L138 242L137 243L132 242V241H135ZM12 239H14V240H12ZM19 239L22 240L23 242L28 241L32 250L29 248L28 242H25V243H27V244H25L23 242H20ZM154 239L155 240L159 239V240L155 241ZM168 239H169V241H168ZM7 240H10L11 245L13 244L12 247L10 246L11 249L7 248L8 253H6L5 245L7 244L9 247L10 242ZM30 240L34 244L36 242H37V244L40 242L38 244L39 246L41 244L40 247L36 244L34 247L38 246V248H42V246H43V248H44V246H45L47 248V250H46V248H44L45 249L44 251H46V253L44 251H42L43 249H41V250L38 248H37L38 250H36V248L33 249L34 247H33V245H31ZM17 241H19L18 244H17ZM43 241H45V244L44 243L42 244ZM48 241H50L49 245L46 243ZM88 241L90 244L88 243ZM120 241L122 242V244L125 243V245L123 244L124 245L123 248L121 246V243H119ZM125 241H128V243ZM170 241H172V242H170ZM194 241L196 242V244L195 243L193 244ZM205 241H206V243H205ZM7 242H9V243H7ZM116 242L118 245H120L118 247H121L122 250H125V251L127 250V251L126 252L121 251L120 250L121 248L116 250L118 248ZM151 242H152V244H151V246L149 245V248L151 247V249H153V247L157 246L154 248V250L148 249V243H151ZM208 242H210V243H208ZM257 242L259 243V245ZM20 243L22 244V246L19 247ZM191 243H192V245H191ZM207 243H208V246H207ZM2 244H4V245H2ZM79 244L80 245L86 244L85 247L92 245L95 249L91 248V246H90L89 250L91 249L92 252L95 254H92L91 251L87 252L86 250L88 248L84 247V250H83L82 246H80V248H79V246H78ZM87 244H88V246H87ZM146 244H147V246H146ZM160 244H161V246H160ZM162 244L165 247H163ZM202 244H203V246H201ZM216 244H218V245L215 246ZM1 245H2V247H1ZM106 245H109V246H106ZM111 245H113V246H111ZM209 245H211V246H209ZM219 245H220V247H218ZM24 246L27 248H25ZM132 246H134V248ZM14 247L17 249L18 248H20V249L16 250ZM21 247H23V248H21ZM107 247L110 249L108 250ZM112 247H113V249H112ZM115 247H117V248L115 249ZM167 247H169V248H167ZM210 247H211V249H210ZM1 248H3L4 251ZM130 248H131V250L133 249V253H135V250L138 249L136 251V256L132 253ZM189 248H191L193 251ZM12 249H14V251ZM51 249H53V250L51 251ZM96 249L97 250L99 249V253L103 251L102 253H103L104 257H106L109 254V256H107V258H108V260L110 258L111 259L109 261L107 260L106 262L103 261V259L105 260V258H103V256L101 257L100 255H102V253L99 254ZM194 249H195V251H194ZM204 249H206V250H204ZM213 249L215 250L214 252H213ZM219 249H220V251H219ZM62 250H63V252H62ZM80 250H81V252H80ZM110 250H111V253L113 252L112 256L110 255L111 254ZM114 250L117 251V253H114ZM142 250H143V252H142ZM145 250L147 252L146 254L149 255L148 257H147V255L144 257ZM160 250H163L164 252H166L165 253L166 255L164 254L163 259H162L163 254L160 255V252L163 253V251H160ZM166 250L168 252L171 251L170 253L173 255V257L172 256L170 257L171 254L168 253ZM19 251H21L20 255L18 254ZM30 251H31V253H30ZM32 251H33V253H32ZM37 251L38 252L40 251V252L38 253ZM41 251L43 252V254L41 253ZM55 251H56V253H55ZM82 251L83 252L86 251V252L83 253ZM128 251H130L134 256L130 252H129L130 254H128L127 253ZM10 252H11V254L13 253L12 257L10 256L11 255ZM67 252L69 253L68 255H63V254H67ZM75 252L79 253V254H76ZM104 252H105V254H104ZM119 252H120V254L121 253L123 254V255L121 254V256H123L122 259L118 254ZM209 252H211V253H209ZM4 253H6V254H4ZM61 253H63L62 254L63 256L61 255ZM126 253H127V255H126ZM143 253H144V255H143ZM207 253H208V255H207ZM84 254L89 255L90 258L89 257H88L89 259L84 258V257H87ZM157 254H158V257H159V255L162 257H159V259H157L158 258ZM30 255H32V256H30ZM37 255L39 257H37ZM43 255H45V256H43ZM78 255H80L79 258L77 257ZM93 255H99L101 257L100 260L98 258L99 256L98 257L95 256V258H96L95 259ZM153 255H154V257H151ZM210 255H213V256H211L212 258L210 257ZM22 256H25V257L22 258ZM40 256H41V258H40ZM68 256L69 257L71 256V257L69 258ZM59 257H61V258H59ZM73 257H74V259H73ZM91 257L94 258L95 260L94 259L91 260ZM26 258L28 259V261ZM46 258L47 259L49 258L50 261L47 260ZM71 258L74 260V262ZM143 258H145V259H143ZM173 258H174V260H173ZM31 259H33V260H31ZM65 259H67V261L69 260L70 263L67 262ZM77 259H78V261H77ZM85 259H87V261ZM167 259H169V261H167ZM15 260H17L19 263H17V261H15ZM23 260H24V262H22ZM44 260H46V261H44ZM88 260L89 261L91 260V261L88 262ZM97 260H98V262H95ZM175 260H177V261H175ZM79 261L80 262L83 261V262L79 263ZM92 261L94 263H92ZM102 261L105 263H103ZM159 261H161V262H159ZM25 262H27V263H25ZM126 262H128V263H126Z\"/></svg>",
    "mask_w": 264,
    "mask_h": 264
},
{
    "label": "bare ground",
    "instance_id": "2",
    "mask_svg": "<svg viewBox=\"0 0 264 264\" xmlns=\"http://www.w3.org/2000/svg\"><path fill=\"white\" fill-rule=\"evenodd\" d=\"M1 1H3V0H1ZM1 1H0V2H1ZM26 1H28V0H26ZM42 1H43V0H42ZM44 1H45V0H44ZM47 1H48V0H47ZM47 1H46V3H47ZM50 1H52V0H50ZM83 1H85V0H83ZM90 1H92V0H89V2H90ZM97 1H98V0H97ZM100 1H102V0H100ZM111 1H112V0H111ZM153 1L155 2V0H153ZM160 1H163V0H160ZM170 1H171V0H170ZM172 1H173V0H172ZM175 1H176V0H175ZM204 1H205V0H204ZM207 1H208V0H207ZM207 1H205V2L207 3ZM215 1H216V0H215ZM215 1H214V3H215ZM220 1H221V0H220ZM29 2H30V0H29ZM35 2H36V1H35ZM35 2H34L33 4H35ZM56 2H57V1H56ZM92 2H93V1H92ZM151 2H152V0H151ZM154 2H153V4H154ZM163 2H164V1H163ZM179 2H180V1H179ZM211 2H212V0H211ZM40 3H41V2H40ZM49 3H50V2H49ZM63 3H64V2H63ZM79 3H80V2H79ZM79 3H78V5H81V3H80V4H79ZM95 3H96V2H95ZM102 3H104V2H102ZM114 3H115V2H114ZM155 3L158 4V1L155 2ZM164 3H165V2H164ZM164 3H163V4H164ZM200 3H201V2H200ZM206 3L204 4V5H205V6H204L205 9H206ZM209 3H210V2H209ZM209 3H207V4H209ZM216 3H217V2H216ZM28 4H29V3H28ZM31 4H32V3H31ZM31 4H30V5H31ZM38 4H39V2H38ZM85 4H86V2H85ZM153 4H152V5H153ZM157 4H154V6L157 5ZM159 4H160V3H159ZM161 4H162V3H161ZM163 4H162V5H163ZM171 4H172V3H170L169 5H170V7L173 9V7L171 6ZM218 4H219V2H218ZM30 5H29V6H30ZM41 5H42V4H40V5H38V6H40V7L42 8L44 5H43V6H41ZM82 5H83V4H82ZM164 5H166V4H164ZM169 5H168V3H167V6H169ZM210 5H211V4H210ZM214 5H215V4H214ZM26 6H28V5H27V2H26ZM32 6L34 7V5H32ZM47 6H48V5H47ZM65 6H66V4H65ZM68 6H69V5H68ZM74 6H76V5H74ZM157 6H158V5H157ZM157 6H155V7H157ZM167 6H166V7H167ZM197 6H198V4H197ZM215 6L219 7L220 5L218 6V5L216 4ZM23 7H24V6H23ZM36 7H37V4H36ZM40 7H39V8H36V9L40 10V9H41ZM66 7H67V6H66ZM70 7H71V5H70ZM82 7H83V6H82ZM134 7H135V6H134ZM155 7H154V8H155ZM163 7H164V6H163ZM166 7H165V8H166ZM170 7H169V9H170ZM47 8H48V7H47ZM49 8H50V7H49ZM138 8L141 9L140 7H138ZM211 8H213V7L211 6ZM29 9H30V7H29ZM33 9H34V8H33ZM68 9H69V8H68ZM80 9H81V8H80ZM162 9H163V8H162ZM162 9L160 10V12L162 11ZM189 9H190V7H189ZM195 9H196V8H195ZM199 9H200V8H199ZM199 9H197V14H198ZM209 9H210V8H209ZM71 10H72V8H71ZM74 10H75V8L73 9V11H74ZM81 10H82V9H81ZM84 10H85V9H83L82 11H84ZM131 10H132V9H131ZM133 10H134V9H133ZM150 10H152L151 12H153L154 9L152 8V9H150ZM173 10H174V9H173ZM30 11H31V10H30ZM44 11H45V10H44ZM79 11H80V10H79ZM86 11H87V10H86ZM138 11H139V10H138ZM143 11H144V10H142V12H143ZM145 11H146V10H145ZM154 11H155V10H154ZM157 11H158V10H157ZM164 11H165V9H164ZM166 11H168V10H166ZM166 11H165V12H166ZM32 12H35V11H32ZM32 12H31V13H32ZM45 12H46V11H45ZM45 12L42 13V11H41L42 14H41L40 16H41V19H43V20H42V21H43L42 23L44 24L45 28H47V30L49 31V32H47V33H49V34H50V33H52V34H57V33L65 34V32H66L68 29H70V28H69V24H68V22H66V21L64 20V18H66V17H61L62 14H61L60 16H59V15L57 16V15H55V14H49V13H48V14H45ZM80 12H81V11H80ZM94 12H96V11H94ZM94 12H93V13H94ZM131 12H132V11H131ZM168 12H169V11H168ZM175 12H177V11H175ZM68 13H70V12L68 11ZM100 13H101V12H100ZM100 13H99V14H100ZM102 13L105 14L103 11H102ZM140 13H141V12H140ZM144 13H145V12H144ZM153 13H154V12H153ZM153 13L151 14L150 11H149V14H151L152 16H153ZM157 13H158V12H155V14H157ZM161 13H164V12L162 11ZM169 13H173V14H174V12L171 11V9H170V12H169ZM177 13L179 14L180 12H177ZM183 13H184V12H183ZM189 13H190V12H189ZM195 13H196V12H195ZM56 14H57V13H56ZM71 14H72V11H71L70 15H71ZM74 14H75V13H74ZM84 14H85V13H83V16H84ZM86 14H87V13H86ZM91 14H92V13H91ZM99 14H98V15H99ZM107 14H108V13H107ZM166 14H167V13H166ZM166 14H163L162 17L160 16L162 19H163V18L165 19V20H164L165 22H164V21H162V22H164V24L166 25V23H167V22H166V19L169 18V19H167V21L169 20V23H171V22L173 23V21H171V20H174V19L171 18L172 15H168V14L166 15ZM178 14H177V15H178ZM184 14H185V13H184ZM70 15H69V16H70ZM98 15H97L96 17H98ZM142 15H143V14H142ZM147 15H148V14H147ZM151 15L147 16L146 18L151 17ZM159 15H160V13H159ZM164 15L167 16V17H164ZM180 15H182V14L180 13ZM193 15H194V14H193ZM34 16H35V15H34ZM34 16H33V17H34ZM62 16H64V15H62ZM69 16H68V17H69ZM72 16H74V15H71V17H72ZM79 16H80V15H78V17L76 16L75 18H79ZM90 16H91V19H92L93 15H90V14H89V15H88V18H89ZM99 16L101 17L102 15L100 14ZM103 16H104V15H103ZM168 16H171V17H168ZM173 16H174V15H173ZM178 16H179V15H178ZM17 17H18V16H17ZM84 17H86V15H85ZM100 17H99V19H100ZM105 17H106V16H105ZM137 17H139V16L137 15ZM153 17H154V16H153ZM160 17H159V18H160ZM175 17H176V16H175ZM197 17H198V16H196V18H197ZM18 18H19V17H18ZM81 18H82V17L80 16V20H81ZM101 18H102V17H101ZM141 18H142V17H141ZM151 18H152V17H151ZM151 18H150V19H151ZM173 18H174V17H173ZM191 18H192V17H191ZM2 19H3V18H2ZM31 19H32V18H31ZM67 19H68V18H67ZM69 19H70V17H69ZM71 19H72V18H71ZM73 19H74V17H73ZM94 19H95V16H94ZM96 19H98V18H96ZM104 19H105V18H104ZM110 19H111V18H110ZM150 19H148V20H149L148 23H150ZM152 19H154V18H152ZM157 19H158V16H157ZM162 19H160V21H161ZM170 19H171V20H170ZM179 19H180V18H179ZM182 19H184V17H183ZM132 20H133V19H132ZM141 20H142V19H141ZM148 20H147V21H148ZM154 20H155V19H154ZM158 20H159V19H158ZM158 20H155V23H154L153 20H152L153 22H152V21H151V22L154 23V24H157V21H158ZM28 21H29V20H28ZM31 21H32V20H31ZM128 21H129V20H128ZM145 21H146V20H145ZM160 21H159V23H160ZM174 21H175V20H174ZM187 21H188V20H187ZM1 22H2V21H1ZM8 22H9V21H8ZM8 22H7V23H8ZM107 22L110 23V21H108V20H107ZM107 22H106V24H107ZM111 22H112V21H111ZM130 22H131V20H130ZM141 22H142V21H141ZM162 22H161V24H162ZM179 22H180V20H179ZM181 22H182V21H181ZM184 22H185V21H184ZM184 22H183V23H184ZM71 23H72V21H71ZM78 23H79V21L77 22V24H78ZM80 23H81V22H80ZM86 23H88V22H86ZM116 23H117V22H116ZM152 23H150V24L152 25ZM169 23H168V24H169ZM174 23H175V22H174ZM185 23H186V22H185ZM188 23H189V22H188ZM15 24H16V23H15ZM17 24H18V22H17ZM43 24H42V25H43ZM91 24L93 25V23H91ZM95 24H96V23H95ZM128 24H130V23H128ZM143 24H144V23H143ZM154 24H153L152 26H155ZM0 25H1V24H0ZM13 25H14V24H13ZM18 25H19V24H18ZM75 25H76V24H75ZM81 25H82V24H81ZM81 25H80V26H81ZM87 25H88V24H87ZM92 25H91V26H92ZM114 25H115V23H114ZM118 25H119V24H118ZM130 25H131V24H130ZM130 25H129V26H130ZM170 25H171V24H170ZM170 25H169V26H170ZM172 25H173V24H172ZM11 26H12V25H11ZM11 26H10V27H11ZM15 26H16V25H15ZM26 26H28V25H26ZM44 26H43V28H44ZM77 26H78V25H77ZM77 26H76V27H77ZM80 26H79V27H80ZM84 26H85V25H84ZM84 26H82V27H84ZM88 26H89V25H88ZM88 26H87V27H88ZM91 26H89V28H91ZM95 26L99 27L98 24H96ZM101 26H102V25H100V28H102V30H103V27H101ZM107 26H108V25H106V27H104V28L112 29V28L107 27ZM109 26H110V25H109ZM111 26H112V25H111ZM142 26H143V25H142ZM145 26H146V24H145ZM157 26H159V24H158ZM163 26H164V25H163ZM167 26H168V25H167ZM176 26H177V25H176ZM192 26H193V25H192ZM2 27H3V26H2ZM8 27H9V26H8ZM87 27H86V28H87ZM115 27H116V26H115ZM122 27H123V26H122ZM146 27H147V26H146ZM148 27H149V26H148ZM148 27H147V28H148ZM164 27H165V26H164ZM173 27H174V25H173ZM23 28H24V27H23ZM25 28H26V27H25ZM39 28L41 29V27H39ZM39 28H38V29H39ZM77 28H78V27H77ZM92 28H94V25H93ZM92 28H91V30H92ZM167 28L172 29V30L174 29V28H170V27H167ZM40 29H39V30H40ZM79 29L81 30V28H79ZM94 29H98V31L101 30V29H99V28H94ZM94 29H93V32H94ZM113 29H114V28H113ZM119 29H120V28H119ZM130 29H131V28H130ZM87 30H88V31H86V30H85V31L88 32V34L86 35L87 38H88V37H90V35H89V30H90V29H87ZM91 30H90V31H91ZM115 30H116V29H115ZM146 30H148V29H146ZM175 30H176V29H175ZM177 30H178V28H177ZM2 31H4V29H3ZM22 31H25V32H26L25 29L22 30ZM22 31H21V32H22ZM28 31H29V30H28ZM76 31H77V30H76ZM96 31H97V30H96ZM103 31H104V30H103ZM106 31L109 32L108 30H106ZM18 32H20L19 28H18ZM35 32H37V31H35ZM93 32L91 31V33H93ZM116 32H117V30H116L115 32L113 31V33H116ZM118 32H120V31H118ZM22 33H23V32H22ZM45 33H46V32H45ZM91 33H90V34H91ZM113 33H112V34H113ZM129 33H130V32H129ZM185 33H187V31H186ZM193 33L195 34L196 32H193ZM23 34H24V33H23ZM35 34H36V33H35ZM72 34H73V33H72ZM74 34H75V33H74ZM74 34H73V35H74ZM79 34H80V33H79ZM81 34H82V33H81ZM99 34H100V32H99ZM99 34H98V35H99ZM102 34H103V33H102ZM108 34H109V33H108ZM108 34H106V35H108ZM188 34H189V32H188ZM190 34H192V33H190ZM190 34H189V36H191ZM25 35H27V34H25ZM42 35H44V34L42 33ZM58 35H59V34H58ZM66 35H67V34H66ZM76 35H77V34H76ZM83 35H84V33L82 34V36H83ZM88 35H89V36H88ZM91 35H92V34H91ZM94 35H95V32H94ZM106 35H105V36H106ZM117 35H119V33H118ZM117 35H116V37H117ZM36 36L40 37V35H36ZM51 36H53V35H51ZM51 36H50V37H51ZM69 36H70V35H69ZM86 36H84V37H86ZM96 36H97V35H96ZM96 36H94V38H95ZM110 36H111V35H110ZM110 36H108V37H110ZM186 36H188V35H186ZM42 37H43V36H42ZM76 37H77V36H76ZM98 37H99V36H98ZM108 37H107V38H108ZM112 37L114 38L113 35H112ZM57 38H58V36H57ZM69 38H70V37H69ZM71 38H72V37H71ZM74 38H75V37H74ZM90 38H92V37H90ZM96 38H97V37H96ZM96 38H95V40H96ZM99 38H100V37H99ZM103 38H104V36H103ZM103 38H102V39H103ZM105 38H106V37H105ZM113 38L110 40L111 42L114 40ZM117 38H118V37H117ZM123 38H124V37H123ZM23 39H25V38H23ZM41 39H42V38H41ZM61 39H63V37H62ZM61 39H60V40H61ZM67 39H68V38H67ZM84 39H85V38H84ZM84 39H83V42H87V40L85 39V40H86V41H85ZM109 39H110V38H109ZM57 40H58V39H57ZM81 40H82V39H81ZM88 40L90 41V39H88ZM95 40H93V43H95ZM117 40H118V39H117ZM121 40H122V38L120 37V41H121ZM163 40H165V39H163ZM163 40H162V41H163ZM75 41H76V39H75ZM96 41H97V40H96ZM42 42H43V41H42ZM42 42H41V44H42ZM53 42H54V41H53ZM53 42H52V43H53ZM80 42H82V41H80ZM102 42H103V41H102ZM102 42H100V46H102V47H105L106 45L108 46V45L111 43V42H110L109 44L106 43L105 46H104ZM106 42H107V41H106ZM108 42H109V41H108ZM113 42H114V44L116 43L115 41H113ZM113 42H112L111 44H113ZM165 42H166V40L163 42V45H164ZM39 43H40V42H39ZM43 43H44V42H43ZM73 43H74V40H73ZM88 43H89V42H88ZM93 43H91V44L94 46ZM97 43H99V41H97ZM125 43H126V42H125ZM125 43H123V44H125ZM27 44H28V43H27ZM58 44H60V43H58ZM76 44L78 45V43H76ZM80 44H81V43H80ZM80 44H79V45H80ZM101 44H102V45H101ZM189 44H190V43H189ZM25 45H26V44H25ZM60 45H61V44H60ZM70 45H71V44H70ZM77 45H76V46H77ZM83 45L86 46V43L83 44ZM95 45L98 46V44H96V43H95ZM118 45H119V44H118ZM196 45L198 46V44H196ZM18 46H19V45H18ZM28 46H29V45H28ZM35 46H36V45H35ZM39 46H41V45L39 44ZM39 46H38V47H39ZM74 46H75V45H74ZM115 46H116V45H115ZM115 46H114V47H115ZM164 46H165V45H164ZM164 46H163V47H164ZM183 46H184V45H183ZM189 46H190V45H189ZM25 47H26V46H25ZM38 47H37V49H38ZM56 47H57V45H56ZM86 47H88V46H86ZM86 47L81 46L80 50L77 48L79 52H76V53H80V51L82 52V50L84 51V50L86 49ZM90 47H92V46H90ZM95 47H96V46H95ZM98 47H99V46H98ZM98 47H97V48H98ZM110 47H111V46H109L108 48H110ZM117 47H118V46H117ZM121 47H122V46H120V48H121ZM190 47H191V46H190ZM198 47H200V46H198ZM26 48H27V47H26ZM28 48H29V47H28ZM28 48L26 49L27 51H28ZM34 48H36V47H34ZM39 48H40V47H39ZM50 48H51V45H50ZM50 48H49V49H50ZM92 48H93V47H92ZM92 48H91V49H92ZM100 48H101V47H100ZM106 48H107V47H106ZM184 48H187V47L184 46ZM188 48H189V47H188ZM202 48H203V47H202ZM202 48H201V49H202ZM4 49H5V48H4ZM24 49H25V48H24ZM58 49H59V48H58ZM70 49H71V48H70ZM73 49H74V48H73ZM77 49H76V50H77ZM81 49H82V50H81ZM88 49H89V48H88ZM88 49H87L88 54H91V55H93V56L96 54V52H98V51L96 50V48H95L96 52H95V54H93L94 51H93V53H92V52H90V50H88ZM93 49H94V48H93ZM93 49H92V50H93ZM191 49H192V48H191ZM198 49H200V48H198ZM32 50H33V49H32ZM32 50H31V51H32ZM34 50H36V49H34ZM45 50H47V49H45ZM51 50H52V49H51ZM51 50H49V51H51ZM59 50H60V49H59ZM59 50L54 51V53H55V52H58ZM76 50H75V51H76ZM98 50H99V48H98ZM103 50L106 52L105 49H103ZM109 50L112 51V49H109ZM122 50H123V49H122ZM122 50H121V51H122ZM182 50H183V49H182ZM196 50H197V49H196ZM29 51H30V50H29ZM67 51H68V49H67ZM72 51H73V50H72ZM99 51L101 52V50H99ZM115 51H116V49H115ZM123 51H126V50H123ZM127 51H128V50H127ZM184 51H185V50H183L182 53H184ZM203 51L206 52V50H203ZM35 52H36V51H35ZM35 52H34V54H35ZM52 52H53V51H52ZM65 52H66V51H65ZM65 52H64V54H65ZM100 52H98V53H100ZM102 52H103V51H102ZM102 52H101V53H102ZM108 52H109V51H108ZM108 52H106V53L108 54ZM112 52L114 53V51H112ZM112 52H111V53H112ZM116 52H117V53H118V52L120 53V49H119L118 51H116ZM176 52H177V51H176ZM197 52H198V51H197ZM201 52H202V50H201ZM39 53H40V52H39ZM47 53H48V52H47ZM66 53H67V52H66ZM82 53H83V52H82ZM101 53H100V54H101ZM117 53H116V54H117ZM119 53H118V54H119ZM128 53H130V52H128ZM153 53H154V52H153ZM174 53H175V52H174ZM179 53L181 54V52H179ZM179 53H178V54H179ZM186 53H187V52H186ZM26 54H27V53H26ZM36 54H37V52H36ZM36 54H35V55H36ZM51 54H53V53H51ZM83 54H86V51H85ZM100 54H99V58H100ZM103 54H105V53H103ZM114 54H115V53H114ZM118 54H117V55H118ZM176 54H177V53H175L174 58H172V59L174 60L175 64H176V62H177L178 60L181 61V62H183V63L180 64V62L178 61L179 64L177 63L179 66L181 65V69H182L183 67H186V66H187L186 68H188L189 63H192V62H195V61H196V60H192V59H190V57L188 56L189 59L192 60V62H191V61L188 62V63H187L188 65L185 66V65H183V64H186V62H187V61L184 59L185 57L183 58L184 60H181V59H179V57L182 58V56H179V55H180V54H179V55H177V56H179V57H178V59H177V61H176V60H175ZM184 54H185V53H184ZM29 55H33V54H29ZM35 55H33V56H35ZM42 55H43V54H42ZM42 55H41V56H42ZM65 55L67 56V54H65ZM69 55H70V52H69L68 56H69ZM97 55H98V54H97ZM110 55H111V56H114L113 54H110ZM117 55H116V56H117ZM120 55H121V53H120ZM122 55H124V54H122ZM181 55H182V54H181ZM207 55H208V54H207ZM207 55H206V56H207ZM33 56H32V57H33ZM36 56H37V55H36ZM41 56H40V57H41ZM66 56H65V57H66ZM70 56H71V58L68 57L69 60L72 59V61H73V58H72L73 56H72V55H70ZM74 56H75V54H74ZM88 56H89V55H88ZM88 56H87V59H86L87 61H88V58L93 59L92 57H88ZM125 56H126V55H125ZM125 56H123V59H124ZM165 56H166V55H165ZM202 56H204V55H202ZM26 57H27V56H26ZM28 57H29V56H28ZM54 57H55L54 60H56V59H57L56 57H58V56H54ZM54 57H53V58H54ZM85 57H86V55H85ZM95 57H96V56H94V58H95ZM101 57H102V55H101ZM103 57H104V56H103ZM117 57H118V56H117ZM117 57H116V58H117ZM119 57H120V56H119ZM132 57H134V55H133ZM139 57H140V56H139ZM46 58H48V57L45 56V59H46ZM77 58H78V56H77L76 58L74 57V59H77ZM83 58H84V57H83ZM83 58H82V59H83ZM96 58H97V57H96ZM96 58H95V60H96ZM104 58H105V57H104ZM127 58H128V57H127ZM127 58H125V59L127 60ZM134 58H135V57H134ZM206 58H207V57H206ZM206 58H205V59H206ZM25 59H26V58H25ZM34 59H35V57H34ZM39 59H40V58H39ZM80 59H81V58H80ZM105 59H107V57H106ZM108 59H109V58H108ZM108 59L105 60V61H106V62H105L106 64H107ZM121 59H122V58H121ZM123 59H122V60H123ZM130 59H131V58H130ZM164 59H167V58H164ZM164 59H163V61L166 62V60H164ZM1 60H2V59H1ZM31 60H32V58H31ZM36 60H37V58H36ZM40 60H41V59H40ZM51 60H53V59H51ZM61 60H62V58H61ZM64 60H65V58H64ZM64 60H63V63L60 62V60H58L60 63L63 64L62 66H64V65L66 66L65 62H66V60H68V59H66L65 61H64ZM69 60H68L69 64H67V67H68L69 65H73V64L70 63V62H72V61H71V60L69 61ZM77 60H78V59H77ZM86 60H83V61H86ZM93 60H94V59H93ZM98 60H99V59H98ZM113 60H114V57H113L112 61H113ZM115 60H116V59H115ZM122 60L119 59L118 61H121V62H120L121 64H123V62L125 63V61H122ZM131 60H132V59H131ZM135 60H136V62H135ZM135 60L133 59V61H134L135 63H137L138 59H135ZM201 60H202V59H201ZM203 60H204V59H203ZM209 60H211V59L209 58ZM33 61H34V60H32V62H33ZM74 61H75V60H74ZM74 61H73V62H74ZM80 61H81V60H80ZM102 61L104 62L103 59H102ZM112 61H111V58H110V62H111V63H112ZM116 61H117V60H116ZM118 61H117V63H118ZM171 61H172V60H171ZM184 61H186V62H184ZM204 61H208V60H204ZM0 62H1V61H0ZM3 62H4V61H3ZM8 62H9V61H8ZM41 62H42V61H41ZM41 62H40V63H41ZM53 62H54V61H53ZM55 62H57V61H55ZM78 62H79V61H78ZM90 62H91V61L88 62L89 65H90ZM98 62H101V60H99ZM129 62H130V61L128 60V63H129ZM151 62H152V61H151ZM165 62H164V63H165ZM174 62H173V63H174ZM199 62H200V61H199ZM201 62H202V61H201ZM210 62H211V61H210ZM20 63H22V62H20ZM105 63H103V64H105ZM114 63H115V61H114ZM117 63H115V65H117ZM120 63H119V65H120ZM130 63L133 64L132 67H134L133 69H134V71H135V70L137 69V68L135 67L136 64L134 65L133 62H130ZM159 63H160V62H159ZM159 63H157V64H159ZM170 63H172V62H170ZM212 63H213V62H212ZM11 64H17V63H12V62H11ZM24 64L26 65V63H24ZM37 64H38V63H37ZM42 64H43V63H42ZM46 64H47V63H46ZM79 64H80V63H79ZM79 64H78V65H79ZM82 64H83V62H82ZM85 64H86V62H85ZM94 64H95V65H98V63L96 64V62L93 63V64L91 63V67H95ZM106 64H105V66H107V67H106L107 69H108L109 66L112 65V64H110V63H109V64H110L109 66L106 65ZM151 64H152V67H150V69H151V68H154L153 63H151ZM175 64H174L173 66H176ZM195 64H196V67H195V68H198V69H199L200 67H202V65H201L200 63H198L200 66L197 65L196 62H195ZM195 64H192V65L195 66ZM207 64H208V63H207ZM214 64H215V63H214ZM214 64H213V65H214ZM2 65H3V64H2ZM29 65H30V64H29ZM31 65H32V64H31ZM54 65H55V63H54ZM59 65H60V64H58V69H60V68H59ZM74 65H75V64H74ZM74 65L72 66V68L74 67ZM80 65H81V64H80ZM92 65H93V66H92ZM99 65H100V63H99ZM119 65H117V66L119 67ZM145 65H146V64H145ZM159 65H161V63H160ZM171 65H172V64H171ZM182 65H183V66H182ZM211 65H212V64H211ZM213 65H212V66H213ZM38 66H39V65H38ZM46 66H47V65H46ZM62 66L60 65V67H62ZM87 66H88V65H87ZM105 66H103V67H105ZM146 66H147V65H146ZM146 66H145V67H144V66H141V68L144 67V68H147V70H148V67H146ZM197 66H199V67H197ZM204 66H206V65H204ZM208 66H210V65H208ZM11 67H12V66H11ZM15 67H16V66H15ZM17 67H18V64H17ZM41 67H42V66H41ZM53 67H54V66H53ZM56 67H57V63H56ZM67 67H65V68H67ZM70 67H71V66H70ZM81 67H82V65H81ZM113 67L115 68L114 65H113ZM113 67H112V68L109 67L110 70H113ZM129 67L131 68V65H130ZM137 67L139 68L138 65H137ZM176 67H178V66H176ZM213 67H214V66H213ZM26 68H27V67H26ZM38 68H39V67H38ZM51 68H52V67H51ZM68 68H69V67H68ZM75 68H76V66H75ZM75 68L73 69V71H74V70H77V69H75ZM77 68H80V67H77ZM99 68H100V66L98 67V69H99ZM101 68H102V67H101ZM135 68H136V69H135ZM163 68H164V67H163ZM174 68H175V67H174ZM193 68H194V67H193ZM216 68H218V67H216ZM63 69H64V68H63ZM87 69H88V67H87ZM89 69H90V68H89ZM89 69H88V72H87L88 75H89V72H92L91 69H90V70H89ZM165 69H166V68H165ZM171 69L174 70L173 68H171ZM177 69H180V68H177ZM181 69H180V70H181ZM184 69H185V68H184ZM203 69H204V68H202V70H203ZM33 70H35V69H33ZM37 70H38V69H37ZM37 70H36V71H37ZM49 70H50V69H49ZM64 70H65V69H64ZM78 70H79V69H78ZM84 70H86V69H84ZM84 70H83V71H84ZM100 70L102 71V69H100ZM110 70H109V71H110ZM114 70H115V69H114ZM114 70H113V71H114ZM116 70H117V68H116ZM138 70H139V69H138ZM145 70H146V69H145ZM147 70H146V71H147ZM185 70H186V69H185ZM185 70H184V71H185ZM194 70L196 71V69H193V71H194ZM219 70H220V69H219ZM1 71H2V70H1ZM39 71H40V69H39ZM39 71H38L37 73H39ZM61 71H62V70H61ZM66 71H67V70H66ZM93 71H95V69H94ZM104 71H105V70H104ZM136 71H137V70H136ZM140 71H142V70H140ZM186 71H187V70H186ZM200 71H201V70L199 69L198 73H199ZM205 71H206V70H205ZM19 72H21V71L19 70ZM28 72H30V71H28ZM50 72H51V70H50ZM52 72H53V71H52ZM56 72H57V71H56ZM68 72H70V71H68ZM78 72H80V70H79ZM78 72H77V73H78ZM85 72H86V71H85ZM85 72H83L84 75H85ZM99 72H100V71H99ZM110 72H112V71H110ZM153 72H154V71H153ZM171 72H172V71H171ZM182 72H183V70H182ZM182 72H181V73H182ZM196 72H197V71H196ZM224 72H225V71H224ZM15 73H16V72H15ZM22 73H23V72H22ZM41 73H45V72H42V71H41ZM47 73H49V72H47ZM71 73H72V72H71ZM75 73H76V72H75ZM93 73L95 74V72H93ZM93 73H92V75H93ZM105 73H107V75L110 74V73H108V71H107V72H104V73H102V74H104V76H105V75H106ZM161 73H162V72H161ZM172 73H174V72H172ZM176 73H179V72H176ZM188 73H189V72H188ZM188 73L186 72V74H188ZM198 73L196 74L197 76H198ZM214 73H215V72H214ZM53 74H54V73H53ZM62 74H63V73H62ZM68 74H69V73H68ZM98 74H99V73L97 72V74H95V75L97 76ZM222 74H223V73H222ZM226 74H227V73H226ZM13 75H14L13 77H18L17 75L15 76V74H13ZM30 75H31V73H30ZM63 75H64V74H63ZM84 75H82L83 78H84ZM95 75H94V76H95ZM181 75H182V74H181ZM193 75H194V74H193ZM199 75L201 76L202 73L199 74ZM215 75H216V74H215ZM220 75H221V74H220ZM10 76H12V74H9L8 77H10ZM20 76H22L21 73H20ZM38 76H39V75H38ZM38 76H37V78H36L35 80L40 79ZM43 76H44V75H43ZM48 76H49V75H48ZM57 76L59 77V75H57ZM90 76H91V75H90ZM99 76H102V75L100 74ZM109 76H110V75H109ZM174 76L179 77V76H177L176 74H175ZM204 76L206 77L207 75H205V73H204ZM40 77H41V75H40ZM75 77H76V76H75ZM88 77H89V76H88ZM102 77H103V76H102ZM201 77H203V76H201ZM205 77H204V79H205ZM207 77L210 78V75L207 76ZM224 77H225V76H224ZM22 78H24V76H23ZM28 78H29V75H28ZM41 78H43V77H41ZM49 78H50V79H48V78H47V75H46V81H47V83H48V86H49V80H50V82H51V79H52L51 77H49ZM59 78H60V77H59ZM59 78H58V79H59ZM95 78H96V77H95ZM95 78H89V79H94V80H95ZM97 78H99V77H97ZM227 78H229V77H227ZM231 78H233V77H231ZM15 79H17V78H15ZM15 79L13 78V80H15ZM32 79H33V78H32ZM47 79H48V80H47ZM78 79H79V77H78ZM86 79H87V78H86ZM207 79H208V78H207ZM214 79H215V78H214ZM223 79H224V78H223ZM35 80H34V81H35ZM59 80H61V79H59ZM68 80H69V79H68ZM102 80H103V79H102ZM102 80H101V81H102ZM109 80H110V79H109ZM154 80H155V79H154ZM202 80H203V78H202ZM210 80H211V79H210ZM225 80L227 81L226 78H225ZM229 80H230V79H229ZM25 81L27 82V78H26ZM25 81H24V83H26ZM30 81H31V80L29 79V82H30ZM41 81H42V80H41ZM43 81H44V83H43ZM43 81H42V83L45 85V87H47L46 84H45L46 81H45V80H43ZM52 81H53V80H52ZM79 81H80V80H79ZM84 81H86L85 78H84ZM96 81L98 82L99 79L96 80ZM101 81H100L99 83H103V82H101ZM29 82L27 83V86H28L27 88H29V85H28V84H30ZM37 82H38V80H37ZM37 82H36V83H37ZM60 82L63 83V80L60 81ZM60 82H59V83H60ZM65 82H66V81H65ZM67 82H68V81H67ZM67 82H66V83H67ZM117 82H118V81H117ZM119 82L121 83V86H122V84L124 83V82L122 83L121 81H119ZM119 82H118V83H119ZM206 82L209 83V82H211V81H209V80L207 81V80H206ZM32 83H33V82H32ZM34 83H35V82H34ZM36 83H35V84H36ZM39 83H40V82H39ZM68 83H69V82H68ZM68 83H67V85H68ZM80 83H82V81H81ZM105 83H106V82H105ZM115 83H116V81H115ZM120 83H119V85H120ZM211 83H212V82H211ZM211 83H210V84H211ZM229 83H230V82H229ZM238 83H239V81H238ZM22 84H23V82H22ZM35 84H34V85H35ZM108 84H111V85H112V84H114V83H110V81H109ZM116 84H117V83H116ZM223 84H225V83L223 82ZM226 84H227V83H226ZM30 85H31V84H30ZM40 85H41V84H40ZM40 85L38 84L37 86H40ZM50 85H52V84H50ZM63 85H64V84H63ZM63 85L61 84V87H60V88H62ZM80 85H81V84H80ZM82 85H83V84H82ZM24 86H25V85H24ZM32 86H33V85H32ZM42 86H43V85H41L40 87H38V89L41 90V93H43V95H44V92H46V90H48V89L50 90V94L48 93L49 95H52V94H51V93H52V92H51V89H52V91H55L54 88L51 86V89H50V88H47V89H46L45 87H43V88H45V89H43L44 92H42V89H41ZM65 86H66V85H64V87H65ZM109 86H110V85H109ZM131 86H132V85H131ZM208 86H209V85H208ZM21 87H23V85H22ZM25 87H26V86H25ZM69 87H70V86H69ZM69 87H68V89L70 90L71 87H70V88H69ZM83 87H84V85H83ZM116 87L120 89V86H119V87L116 86ZM116 87H114V86L112 85V88H113V89H115ZM128 87H129V85H128L127 87H126V85H125L124 88H127V89H128ZM132 87H133V86H132ZM132 87H131V88H132ZM209 87H210V86H209ZM223 87H224V86H223ZM238 87H239V86H238ZM60 88H59V89H60ZM131 88H130V89H131ZM225 88H226V87H224V89H225ZM233 88H235V87H233ZM23 89H24V88H23ZM62 89H64V88H62ZM62 89H61V90H62ZM65 89L67 90V86H66ZM65 89H64V90H65ZM73 89H74V88H73ZM83 89H84V88H82V90H83ZM127 89H126V90H127ZM139 89H140V88H139ZM164 89H165V88H164ZM227 89H228V88H227ZM227 89H225V90H227ZM61 90H59V91H61ZM117 90H118V89H117ZM122 90H123V89H122ZM128 90H129V89H128ZM132 90H133V88H132ZM132 90H131V91L129 90V91L132 93ZM134 90H135V89H134ZM134 90H133V91H134ZM137 90H138V89H137ZM140 90H141V92L144 91V90H142V89H140ZM233 90H234V89H233ZM235 90H236V89H235ZM20 91H21V90H20ZM25 91H26V89L24 90V92H25ZM57 91H58V89H57ZM59 91H58V92H59ZM84 91H85V90H83V92H84ZM123 91H124V90H123ZM129 91H125V92L127 93V95H129V94H128ZM135 91H136V90H135ZM135 91H134V94L136 95V93H137V95H138V91H136V92H135ZM145 91H146V93H148V95H149V93H151L150 91H149V92H147V90H145ZM48 92H49V91H48ZM66 92H72V90H71V91H65L64 93H66ZM139 92H140V91H139ZM223 92H224V94H225L226 91H223ZM232 92H234V91H232ZM34 93H35V92H34ZM81 93H82V92H81ZM115 93H118V92L115 91ZM121 93H122V92H121ZM123 93H124V92H123ZM143 93H145V92H143ZM227 93H228V92H227ZM229 93H231L230 90H229ZM229 93H228V95H229ZM45 94H46V93H45ZM53 94H54V92H53ZM59 94H60V92H59ZM59 94L56 93L55 95L58 96ZM61 94L63 95L62 91H61ZM61 94H60V95H61ZM69 94H70V93H69ZM34 95H37V94H34ZM49 95L46 94V95H45V98H44L43 100H45L46 97H48ZM60 95H59V96H60ZM65 95H66V94H65ZM70 95H71V94H70ZM115 95H116V94H114V96H115ZM130 95H131V94H130ZM130 95H129V96H130ZM142 95H143V94H142ZM145 95H146V94H145ZM150 95L152 96V94H150ZM216 95H218V94H216ZM39 96H40V95H39ZM39 96H36V98L39 99V98H38ZM41 96H42V94H41ZM41 96H40V99H39V100H40V103H42V102L45 103V102H47V100H48V101H49V100H50V101L54 100L53 98H49V99H47V100L44 102V101L41 100V99H42ZM57 96H56V97H57ZM59 96H58V99H57V100L52 101V102L55 103L56 101H59V99L61 98V97H59ZM90 96H92V95L89 94L88 97H90ZM94 96H95V95H94ZM114 96H113V100H114L115 98L118 99L117 96H116L115 98H114ZM125 96H126V95H125ZM140 96H141V95H140ZM218 96L220 97V95H218ZM229 96H230V95H229ZM33 97H34V96H33ZM62 97H64V96H62ZM65 97H67V96H65ZM83 97H84V96H83ZM83 97H82V98H83ZM86 97H87V95H86ZM88 97H87V100H88ZM130 97H131V96H130ZM132 97H133V95H132ZM138 97H139V95L137 96V98H136L135 100H138ZM145 97H146V96H145ZM149 97H150V96H149ZM152 97H153V96H152ZM154 97H155V95H154ZM154 97H153V98H154ZM224 97H225V96H224ZM224 97H223V98H224ZM31 98H32V97H31ZM91 98H92V97H91ZM91 98H90V100H91ZM95 98H96V97H95ZM110 98H111V97H110ZM122 98H123V97H122ZM122 98H121V99H122ZM127 98H128V97H127ZM133 98H134V97H133ZM133 98L130 99V100H134ZM140 98L143 100L142 97H140ZM162 98H164V97H162ZM223 98H222V96H221V97H220V100H221V99L224 100ZM225 98H226V97H225ZM26 99H28V97H27ZM33 99L35 100V98H33ZM64 99H65V98H64ZM84 99L86 100V98H84ZM84 99H83V100H84ZM96 99H97V98H96ZM98 99H100V98H98ZM98 99H97V100H98ZM116 99H115V100H116ZM151 99H152V98H151ZM164 99H165V98H164ZM217 99H218V98H217ZM28 100H29V99H28ZM30 100H31V99H30ZM93 100L95 101L94 98H93ZM97 100H96V101H97ZM113 100L111 101V103L113 102ZM122 100H124V99H122ZM222 100H221V101H222ZM26 101H27V100H26ZM35 101H36V100H35ZM60 101H61V99H60ZM63 101H64V100H63ZM77 101H78V100H77ZM96 101H95V102H96ZM99 101H100V100H99ZM139 101H140V99H139L137 102L139 103ZM152 101H154V99H152ZM163 101H164V100H163ZM226 101H228V100H226ZM33 102H34V101H33ZM33 102H32V104H33ZM52 102H51V103H52ZM79 102H81V101L79 100ZM79 102H78V108H79V105H81V104H79ZM88 102H89V101H87V105H88ZM95 102H93L94 105H96V104L98 103V102H96V104H95ZM100 102H101V101H100ZM103 102H104V101H103ZM107 102H108V101H107ZM117 102H118V101H117ZM119 102H120V101H119ZM134 102H135V101H134ZM143 102H145V100L140 102L141 107H142V105H143V104H142ZM158 102H159V101H158ZM171 102H173V101L170 100V103H171ZM38 103H39V102H38ZM48 103H49V102H47V104H48ZM54 103H53V104H54ZM56 103H57V102H56ZM61 103H62V102H61ZM81 103H82V102H81ZM84 103H86V101H84ZM104 103H105V102H104ZM104 103H100V104L103 105ZM108 103H109V102H108ZM108 103H107V104H108ZM111 103H109V106H111ZM114 103L116 104V102H114ZM120 103H121V105H120L119 107H123V106H122V104H124L123 101L120 102ZM128 103H129V101H128ZM131 103H132V101H131L129 104L131 105ZM149 103H150V102H149ZM160 103H161V102H160ZM166 103H168L167 97H166ZM170 103H169V104H170ZM30 104H31V103H30ZM32 104H31V106H32ZM47 104H46V103H45V104H42V106L39 105V104H37V105H38V108H39V107H43V105L45 106V105H47ZM57 104H58V103H57ZM76 104H77V103H76ZM118 104H119V103H118ZM140 104H138L137 106H139ZM145 104H148V100H147V102H146ZM145 104H144V106H145ZM177 104H178V103H177ZM222 104H223V103H222ZM227 104H228V103H227ZM49 105H50V108H48V110H49L50 112H52V110H53L54 108H55L54 110L57 111L58 109H62V108H64V106H67V105H68L67 107H69V104L66 103V105H65V102H64V105H62V107H61V108H58V109H57L56 107L51 108V107H52L51 104H48V106H49ZM90 105H91V104L89 103V106H90ZM112 105H113V104H112ZM127 105H128V104H127ZM133 105L136 106V104H132V107H133ZM148 105H149V104H148ZM174 105H176L175 102H173V106H172V103H171V106H172V107H174ZM53 106H55V104H54ZM72 106H73V105H72ZM74 106H75V105H74ZM76 106H77V105H76ZM76 106H75L74 108H76ZM81 106H82V105H81ZM92 106H93V104H92ZM99 106H100V105H99ZM99 106H98V107H99ZM106 106H107V105H106ZM115 106H116V105H115ZM115 106H113V107H115ZM124 106H125V105H124ZM135 106H134V108H135ZM150 106H152V105H150ZM171 106H170V107L168 106V108H172ZM29 107H30V106H29ZM34 107H35V103H34ZM34 107H33V109H34ZM57 107H58V106H57ZM83 107H84V105H83ZM100 107H101V106H100ZM100 107H99L100 110L103 109V108H100ZM103 107H105V106H103ZM111 107H112V106H111ZM119 107H118V109H119ZM126 107H128V106H126ZM130 107H131V106H130ZM132 107H131V108H132ZM147 107H148V106H147ZM163 107H164V106H163ZM165 107H166V106H165ZM165 107H164V108H165ZM219 107H221V106H219ZM219 107H217V109H219ZM13 108H15V106H14ZM13 108H12V109H13ZM31 108H32V107H31ZM65 108H66V107H65ZM65 108H64V109H65ZM70 108H71V107H70ZM78 108H77V110H78ZM84 108H86V104H85V107H84ZM89 108H90V107H89ZM89 108H88L89 111L87 112V114L85 113L87 117L89 116L88 113L90 112V110H91V109H94L95 107H94V108L92 107L91 109H89ZM96 108H97V106H96ZM96 108H95V109H96ZM106 108H107V107H106ZM106 108H105V109H106ZM109 108H110V107H109ZM109 108H108V109H109ZM115 108H116V107H115ZM123 108H124V107H123ZM142 108H143V107H142ZM142 108H141V109H142ZM148 108H149V107H148ZM148 108H147V109H148ZM175 108H177V107L175 106ZM180 108H181V107H178V109H180ZM247 108H248V107H247ZM40 109H41V108H39L38 110L40 111ZM45 109H46V106H45ZM45 109L43 108V112H42V111H40V112H42V114H43V113H45V114H49V113H47V111H46ZM50 109H52V110H50ZM80 109H83V108L80 107ZM95 109H94V111L97 110V109H96V110H95ZM111 109H112V108H111ZM144 109H146V107H145ZM149 109H150V108H149ZM149 109H148V111H149ZM151 109H152V107H151ZM172 109H173V108H172ZM172 109H170V110H172ZM181 109H182V108H181ZM181 109H180V110H181ZM41 110H42V109H41ZM44 110H45L46 112H44ZM62 110H63V109H62ZM62 110H61V113L63 112V113H62L63 115H64V114L67 115L66 112H69V111H67V109L64 110V111H66L65 113H64V111H62ZM77 110L74 109L73 112H74V111L76 112ZM100 110H99V111L97 110V111H98V112H101ZM103 110H104V109H103ZM109 110H110V109H109ZM109 110H108V112H110ZM126 110H127V109H126ZM129 110H131V109L129 108ZM135 110H136V111H134V112H136L137 115H138V113H139V115H140V114L142 115V111H141V112L139 111L140 109H139V110H138V109H135ZM142 110H143V109H142ZM164 110H166V108H165ZM182 110H183V109H182ZM244 110H245V109H244ZM39 111H38V112H39ZM92 111H93V110H92ZM92 111H91V113L93 114L94 112H92ZM104 111H105V110H104ZM104 111H103V112H104ZM137 111H139V112L137 113ZM148 111H147V112H148ZM150 111H152V110H150ZM178 111H179V110H178ZM246 111H247V110H246ZM15 112H16V111H15ZM40 112H39V113H40ZM77 112H78V111H77ZM79 112H80V113H81V112L84 113V111H82V110L79 111ZM79 112H78V113H79ZM98 112H96V114H94V116L92 115V116H93L92 118H94V117L97 118V116H99V114H100V113H98ZM112 112H113V111H112ZM118 112H119V111H118ZM118 112H117V113H118ZM143 112H144V111H143ZM153 112H154V111H153ZM249 112H250V111H249ZM249 112H248V113H249ZM52 113H53V112H52ZM58 113H59V112H58ZM83 113H82V114H83ZM97 113H98V115H97ZM110 113H111V112H110ZM115 113H116V112H115ZM144 113H145V112H144ZM173 113L176 114V112H174V110H173ZM180 113H181V112H179V114H180ZM182 113H183V112H182ZM15 114H16V113H15ZM15 114H14V115H15ZM17 114H19V113H17ZM42 114H41V115L39 114V115H40L41 118L43 119ZM45 114H44V115H45ZM54 114L57 115L56 113H54ZM68 114H69V113H68ZM74 114H75V113H74ZM103 114H106V113L104 112ZM103 114H102V116H103ZM145 114H146V113H145ZM153 114H154V113H153ZM155 114H157V113H155ZM245 114H247V112H246ZM245 114L243 113V116H244ZM14 115H12V116L15 117ZM31 115H32V113H31ZM34 115L36 116V114H34ZM65 115L62 117L63 119H61V118H56L57 116L55 117V118H56V121H57L58 119H59V120H62V121H59L60 123L57 121V122H56V123H57L56 125H58V123H59V124H61L60 127H62V128L65 127V126L67 125V124H66V125L63 124V123H65V121H67V120H64V118H66ZM76 115H77V114H76ZM78 115H79V114H78ZM78 115H77L76 119L78 118ZM95 115H97V116H95ZM109 115H110V114H109ZM181 115H182V114H181ZM186 115H187L188 118H191V117L188 116V114H186ZM239 115H241V114L239 113ZM248 115H249V114H248ZM21 116H22L23 118L28 119L27 117L30 116V115L24 117L23 115L20 114L19 117H21ZM35 116H34V117H35ZM58 116H59V115H58ZM60 116H61V115H60ZM68 116H70V115H68ZM73 116H74V115H73ZM90 116H91V115H90ZM105 116H107V114H106ZM105 116H104V117H105ZM111 116H113V115H111ZM118 116H119V115H118ZM118 116H117V117H118ZM122 116H123V115H122ZM143 116H144V114H143ZM151 116H152V115H151ZM176 116H177L178 118H181L183 115H182L181 117L178 116V115H176ZM176 116L174 115V117H172V118H175V119H176ZM184 116H185V113H184ZM184 116H183V117H184ZM234 116H235V115H234ZM246 116H247V115H246ZM31 117H32V116H31ZM38 117H39V116H38ZM44 117H45V116H44ZM46 117H47V115H46ZM48 117H52V114H50V116H48ZM48 117H47V118H48ZM79 117H80V118H79V120H80L81 117H83V115H82V116H79ZM104 117H102V118L104 119ZM115 117H116V116H114V118H113V117H110V118H112V120H111V119H108V121H109V120L113 121V119H114V121H115ZM124 117H125V116H124ZM126 117H127V116H126ZM138 117H140V116H138ZM7 118H8V117H6V119H7ZM16 118H17V117H16ZM16 118H15V119H16ZM23 118H22V119H23ZM32 118H33V117H32ZM73 118H74V117H73ZM84 118H85V115H84ZM84 118H83V119H84ZM88 118H89V117H88ZM88 118H87V119H88ZM90 118H91V117H90ZM100 118H101V117H100ZM100 118H98V119H100ZM135 118H137V117L135 116ZM146 118H147V117H146ZM149 118H150V117H149ZM185 118H186V117H184V118H182V119H185ZM0 119H2V118H0ZM9 119H10V118H9ZM18 119H19V118H18ZM20 119H21V118H20ZM30 119H31V118L29 117V121L27 120V121L29 122V124H30V122H31ZM34 119H35V118H34ZM42 119H41V120H42ZM66 119H69L70 121L73 120V119H70V117H68V118H66ZM94 119H95V118H94ZM98 119H96V123H97V120H98ZM139 119H140V118H139ZM139 119H137V120H139ZM141 119H142V118H141ZM152 119H153V117H152ZM158 119H159V118H158ZM175 119H173V121L176 123V121H178V120L176 119V121H175ZM182 119H181V120H182ZM186 119H187V118H186ZM191 119H192V118H191ZM193 119H194V118H193ZM197 119H198V118H196V120H197ZM234 119H235V118H234ZM236 119H237V118H236ZM236 119H235V120H236ZM2 120H3V119H2ZM46 120L48 121V120H51V119L48 118V119H46ZM63 120H64V121H63ZM69 120H68V121H69ZM101 120H102V119H101ZM104 120H105V119H104ZM106 120H107V119H106ZM106 120H105V121H106ZM118 120H120V119H118ZM118 120H117V121H118ZM121 120H123V118H122ZM179 120H180V119H179ZM188 120H189V119H188ZM188 120H185V121H188ZM6 121H8V124L10 123L9 120H6ZM6 121H5V122H6ZM11 121H12L11 123L14 122L15 125H16V124H17V125H18V124H19V125H22V122L24 123V120H23V121L21 120L22 122H19V120H17V121H18L17 123H16V121H14L13 119H11ZM42 121H44V120H42ZM51 121H52V122L55 121V120H54V117H53V119H52ZM51 121H50V122L48 121V122H46V123H49V124H50ZM83 121H85V120H83ZM111 121H110V122H111ZM128 121H131V119L128 120ZM153 121H157V120H152V122H153ZM173 121H171V122H173ZM182 121H183V123H185L184 120H182ZM197 121H200V119L197 120ZM25 122H26V121H25ZM33 122L35 123V122H36V119L33 120L32 123H33ZM38 122H40V119H37V122H36V123H38ZM61 122H62V123H61ZM80 122H81V120H80ZM91 122H92V120H91ZM91 122H90V124H92ZM94 122H95V120H94ZM99 122H100V120H99ZM132 122H133V121H132ZM135 122H136V120H135ZM234 122H235V121H234ZM6 123H7V122H6ZM6 123H5V124H6ZM36 123H35V124H32V125H33V129H34V126L37 125ZM46 123H45V121H44V124H45V125H44L43 122H42L41 127H43V125L46 127V125H47ZM67 123H68V122H67ZM70 123L72 124V122H70ZM75 123H76V122H75ZM77 123H79L78 120H77ZM84 123H85V122H84ZM101 123H102V121H101ZM103 123H104V125L106 124L105 122H103ZM107 123H108V122H107ZM129 123H130V122H129ZM129 123H128V124H129ZM154 123H155V122H154ZM154 123H153V125H154ZM175 123H173V124H175ZM191 123H192V120H191ZM191 123H190V122L185 123L183 129H185V128L188 129L187 127H185V125H186V124H187V125H188V124L190 125ZM194 123H195V124H194ZM196 123H197L198 126H201V125H202V124H200V122H196V121L193 122L194 125H196ZM236 123H237V122H236ZM26 124H27V123H26ZM39 124H41V123H39ZM39 124H38V125H39ZM52 124H53V123H52ZM52 124H50V125H52ZM62 124H63L64 126H62ZM86 124H87V123H86ZM93 124H94V123H93ZM114 124L116 125L117 123H114ZM119 124L122 125L121 122H120ZM119 124H117V125H119ZM125 124H126V123H125ZM149 124H150V123H149ZM177 124H178V123H177ZM177 124H176V125H177ZM180 124H182V123H180ZM199 124H200V125H199ZM204 124H205V123H204ZM240 124H241V123H239V125H240ZM23 125H24V124H23ZM23 125H22V126H23ZM38 125L35 126V127H36L35 130L31 129V130H33V133H34V131H35V133L37 132L36 130H37V127H39ZM50 125H49V126H50ZM73 125H74V124H73ZM73 125H72V126H73ZM75 125H76V124H75ZM88 125H89V124H88ZM107 125H108V124H106V126H107ZM132 125H134V124L132 123ZM136 125H138V123H136ZM150 125H152V124H150ZM187 125H186V126H187ZM189 125H188V126H189ZM221 125H222V124H221ZM235 125H236V124H235ZM241 125H242V124H241ZM246 125H247V124H246ZM5 126H7V125H5ZM26 126H27V125H26ZM26 126H24V128H26ZM28 126H29V125H28ZM28 126H27V128H28ZM54 126H55V124H54ZM58 126H59V125H58ZM76 126H79V125H76ZM122 126H123V125H122ZM129 126H130V125H129ZM139 126H140V125H139ZM192 126H193V125H192ZM192 126L190 125V127H189L190 131H191V129H193V128H191ZM198 126H197V128H198ZM15 127H16V126H15ZM56 127H57V126H55V128H56ZM60 127H59V128H60ZM67 127H69V126H67ZM70 127H71V126H70ZM85 127H88V126H85ZM94 127H95V126H94ZM96 127H97V125H96ZM112 127H113V126H112ZM133 127H134V126H133ZM178 127H181V128H182V126H178ZM193 127H194V126H193ZM231 127H232V126H231ZM242 127H243V126H242ZM1 128H2V127H1ZM27 128H26V129H27ZM31 128H32V127H31ZM50 128H51V127H50ZM52 128H53V127H52ZM52 128H51V129H52ZM57 128H58V127H57ZM82 128H83V127H82ZM92 128H93V127H92ZM98 128H102V126H101V127L99 126ZM103 128H106V127L103 126ZM103 128H102V129H103ZM122 128H123V127H122ZM126 128L129 129L128 127H126ZM139 128H141V127H139ZM146 128H147V127H146ZM150 128H151V127H150ZM150 128H149V129H150ZM167 128H168V127H167ZM176 128H177V127H176ZM195 128H196V126H195ZM199 128H200V127H199ZM199 128L197 129V133H196V134H198ZM204 128H205V127H204ZM236 128H237V126H236ZM7 129H8V127H7ZM7 129H6V130H7ZM14 129H16V128H14ZM14 129H13V130H14ZM18 129H19V128H18ZM18 129H17V130H18ZM29 129H30V127H29ZM29 129H28V130H29ZM40 129H41V128H39L38 130H39V131H42V130H43V129H42V130H40ZM46 129H47V127H46ZM63 129H64V128H63ZM63 129H58V130L61 132V130H63ZM68 129H69V128H68ZM76 129L79 130L80 128H78V127L76 128V127H75V131H76ZM113 129H115V128H113ZM119 129H120V128H119ZM123 129H124V128H123ZM154 129H155V128H154ZM154 129H153V130H154ZM200 129H201V128H200ZM205 129H206V128H205ZM4 130H5V129H4ZM6 130H5V131H6ZM17 130H15L16 133H14L15 131H13V132H11V134H13V133H14V134H17V132H18ZM64 130H65V129H64ZM64 130H63V131H64ZM66 130H67V129H66ZM66 130H65L64 132H66ZM71 130H73V129H71ZM85 130H86V129H85ZM88 130H89V129H88ZM97 130H98V129H97ZM99 130H100V129H99ZM103 130H104V129H103ZM124 130H125V129H124ZM135 130H136V129H135ZM176 130H177V132H174V133H177V134L180 135V136L178 135L179 138H180V139H179V138H178V139H179V140L183 139L185 136L182 137V135H181V134H182L181 130L178 129V128H177ZM176 130H175V131H176ZM194 130H195V129H194ZM232 130H233L232 132H234V129H232ZM235 130H236V129H235ZM238 130H239V129H238ZM20 131H21V126H20ZM20 131H19V132H20ZM29 131H30V130H29ZM59 131H58V132L55 131V132L59 133ZM75 131L73 130L74 133H75ZM86 131H87V130H86ZM120 131H121V130H120ZM132 131H133V130H132ZM149 131H150V130H149ZM157 131H158V130H157ZM157 131L154 130L153 132H154V133H157ZM202 131H203V130H202ZM205 131H206V130H205ZM236 131H237V130H236ZM21 132H22V131H21ZM31 132H32V131H31ZM31 132H30V133H31ZM48 132H49V131H48ZM55 132L53 131V133H55ZM67 132H68V131H67ZM67 132L64 133V135H63L62 137H64L65 135L67 136V134H68ZM73 132H72V133H73ZM80 132H81V130H80ZM94 132H95V131H94ZM100 132H101V130H100ZM104 132H105V131H104ZM114 132H116V131H114ZM123 132H124V131H123ZM145 132H146V131H145ZM147 132H148V130H147ZM185 132H186V131H185ZM192 132H194V131H192ZM195 132H196V130H195ZM206 132H207V131H206ZM232 132H231V133H232ZM248 132H249V131H248ZM4 133H5V132H4ZM27 133L29 134V132H27ZM72 133H71V134H72ZM74 133H73V135H71V134L69 133V135H70V136H74ZM149 133H150V132H149ZM154 133L152 134V132H151L150 134H152V135L154 136ZM200 133H203V132H201V130H200ZM231 133H230V134H231ZM238 133H240V132H238ZM8 134H9V133H8ZM8 134H6V135H8ZM14 134H13V135H14ZM21 134H24V135H25V136H24V135H22V136H23V139L25 140V142H27V140L29 139L28 134H26L24 131H23V133H21ZM36 134H38V133H36ZM83 134H84V132H83ZM87 134H88V132H87ZM98 134H99V133H98ZM102 134H103V133H102ZM143 134H144V132H143ZM188 134H189V133L187 132V133H186V137H185L186 139H187ZM207 134H208V132H207ZM230 134H229V135H230ZM240 134H241V133H240ZM4 135H5V134H4ZM4 135H3V136H4ZM9 135H10V134H9ZM9 135H8V136H9ZM18 135H20V134L18 133ZM26 135H27V137H28L27 140H26V138H24V137H26ZM38 135H39V134H38ZM49 135H50V134H49ZM56 135H57V134H56ZM76 135H78V134L76 133L75 136H76ZM88 135H89V134H88ZM99 135H100V134H99ZM103 135H104V134H103ZM132 135H133V134H132ZM165 135H166V133H165ZM165 135H164V136H165ZM174 135H175V134H174ZM189 135H191V134H189ZM198 135H199V134H198ZM198 135H197V136H198ZM31 136H32V135H31ZM59 136H60V135H59ZM80 136H81V133H80ZM80 136H78L77 138H79ZM86 136H87V135H86ZM86 136H85V137H86ZM96 136H97V135H96ZM101 136H102V135H101ZM101 136H100V137H101ZM104 136H105V135H104ZM118 136H119V135H118ZM134 136H135V135H134ZM175 136H176V135H175ZM193 136H194V135H193ZM195 136H196V135H195ZM197 136H196V138H197ZM201 136H202V134H201ZM201 136L198 137V139L201 138ZM4 137L6 138L7 136H4ZM33 137H34V135H33ZM35 137H36V135H35ZM57 137H58V136H57ZM60 137H61V136H60ZM67 137H68V136H67ZM67 137H66L65 139H67ZM81 137L83 138V136H81ZM85 137H84V139H86ZM106 137H107V135H106ZM110 137H111V136H110ZM113 137H114V136H113ZM132 137H133V136H132ZM132 137H131V138H132ZM155 137H157V135H155ZM215 137H216V136H215ZM230 137H231V136H230ZM241 137H242V136H241ZM245 137H246V136H245ZM1 138L4 139L3 137H1ZM10 138H11V137H9V139H10ZM15 138H16V136H15ZM17 138H18V136H17ZM31 138H32V137H31ZM75 138H76V137H75ZM77 138H76V139H77ZM104 138H105V137H104ZM126 138H127V137H126ZM158 138H159V137H158ZM176 138H177V136H176ZM185 138H184V139H185ZM192 138H193V137H192ZM233 138L237 141V139H236L235 137H233ZM7 139H8V138H7ZM11 139H12V138H11ZM61 139H62V138H61ZM145 139H146V138H145ZM153 139H154V138H153ZM202 139H203V138H202ZM214 139H215V138H214ZM219 139H220V138H219ZM245 139H246V138H245ZM5 140H6V139H5ZM5 140H4V143H5ZM13 140H15V139H13ZM17 140H18V139H17ZM19 140H20V139H19ZM67 140L69 141V139H67ZM86 140H88V139H86ZM99 140L101 141V139H99ZM102 140H104V139H102ZM194 140H195V138H194ZM199 140H200V139H199ZM199 140H198V141H199ZM204 140H205V139H204ZM223 140H225V139H223ZM235 140H234V141H235ZM246 140H247V139H246ZM11 141H12V140H10V144H11ZM29 141H30V140H29ZM80 141H81V140H80ZM96 141H98V140H96ZM147 141L149 142V139H146V142H145V141H144V142H145V143H148ZM155 141H158V140H155ZM162 141H165V140L162 139ZM162 141H161V142H162ZM168 141H170V140H168ZM195 141H197V140H195ZM198 141H197V142H198ZM229 141H231V140H229ZM236 141H235V142H236ZM0 142H1V141H0ZM18 142H20V141H18ZM21 142H23V141L21 140ZM21 142H20V144H24V143H21ZM52 142H53V141H52ZM72 142H73V141H72ZM93 142H94V141H93ZM183 142H184V140H183ZM192 142H193V141H192ZM211 142H212V141H211ZM218 142H219V141H218ZM225 142H226V141H225ZM243 142H244V141H243ZM4 143H3V145H5V146L8 145V144L6 145V144H4ZM8 143H9V142H8ZM14 143L17 144V146L19 147V149L21 148V147H20V146H21L20 144H19V145H20V146H19L18 143L15 142V141H14L12 144H14ZM29 143H31V142H29ZM55 143H56V142H54L53 144L55 145ZM62 143H63V141H62ZM96 143H97V142L94 143V144H95V148H98V150H99L101 147H100V148H99V147H96V146H97ZM101 143H102V141H101ZM153 143H154V142H153ZM158 143H159V142H158ZM162 143H163V142H162ZM164 143H166V141H165ZM168 143H169V142H168ZM177 143H178V142H177ZM180 143H181V142H180ZM194 143H195V142H194ZM198 143H199V142H198ZM203 143H204V142H202V145H203ZM213 143H214V141H213ZM12 144H11V147H10V145L8 146L9 148L6 147V148L8 149V150L6 149L7 151H9L10 148H12ZM33 144H34V143H33ZM68 144H69V143H68ZM75 144H76V143H75ZM75 144H74V145H75ZM98 144H99V143H98ZM149 144H150V143H149ZM170 144H171V142H170ZM195 144H197V143H195ZM195 144H194V145H195ZM200 144H201V143H200ZM200 144H199V145H200ZM238 144H239V142H238ZM0 145H1V143H0ZM26 145H28V144H26ZM29 145H30V144H29ZM29 145H28V147H29ZM50 145H51V144H50ZM54 145H53V147H54ZM100 145H101V144H100ZM134 145H136V144H134ZM145 145H146V144H145ZM145 145L143 144V146H145ZM150 145H151V144H150ZM150 145H148V146H150ZM165 145H166V144H165ZM168 145H169V144H168ZM199 145L197 144V146H199ZM211 145H212V144H211ZM223 145H226V144L223 143ZM229 145H230V144H229ZM5 146H4L3 148H5ZM22 146H23V145H22ZM35 146H36V145H35ZM63 146H64V145H63ZM78 146H80V144H79ZM91 146H92V145H91ZM151 146H152V145H151ZM161 146L163 147L162 144H161ZM169 146H170V145H169ZM186 146H187V145H186ZM192 146H193V145H192ZM195 146H196V145H195ZM200 146H201V145H200ZM208 146H209V145H208ZM208 146H207V147H208ZM214 146H215V145H214ZM15 147H16V145H15ZM18 147H17V148H18ZM30 147H31V145H30ZM53 147H52V148H53ZM75 147H76V146H75ZM93 147H94V145H93ZM129 147H130V146H129ZM145 147H146V146H145ZM210 147H211V146H210ZM212 147H213V146H212ZM237 147H238V145H237ZM237 147H236V148L234 147L233 149L235 150V149H237ZM17 148H14V149L16 150ZM40 148H41V145H40ZM44 148H45V147H44ZM57 148H58V147H57ZM59 148H60V147H59ZM59 148H58V149H59ZM66 148H67V147H66ZM73 148H74V146H73ZM73 148H72V149H73ZM103 148H104V147H103ZM132 148H133V147H132ZM134 148H135V147H134ZM139 148H140V147H139ZM150 148H151V147H150ZM150 148H149V151H150ZM167 148H168V147H167ZM174 148H175V147H174ZM179 148H180V147H179ZM189 148H190V147H189ZM191 148H192L193 151H194V150H196V151H198V152L201 151L200 149H199V150H197V149H193L194 147H191ZM217 148H218V147H217ZM220 148H221V147H220ZM225 148H226V147H225ZM225 148H224V149H225ZM19 149H17V151H18ZM23 149H24V148L22 147V150H23ZM37 149H38V148H37ZM75 149H76V148H75ZM89 149H90V148H89ZM105 149H106V148H105ZM105 149H103V150H105ZM136 149L138 150L137 147L135 148V150H136ZM151 149H152V148H151ZM155 149H158V148H155V145H154V146H153V150H155ZM171 149H173V147H171ZM175 149H176V148H175ZM175 149H174V150H175ZM221 149H222V148H221ZM221 149H220V150H221ZM226 149H227V148H226ZM231 149H232V147H231ZM250 149H251V148H250ZM250 149H249V150H250ZM3 150H4V149H3ZM3 150H1V151H3ZM11 150H12V154H13V151H15V150H13V148H12ZM20 150H21V149H20ZM24 150H25V149H24ZM50 150H51V149H50ZM66 150H69V149H66ZM87 150H88V149H87ZM117 150H118V148H117ZM146 150H147V151H146ZM168 150H169V151H168L167 153L169 154V152H170V157H171L173 154L171 153L170 148H169ZM207 150H208V149H207ZM227 150H228V149H227ZM1 151H0V154L2 153ZM7 151L5 152V150H4L3 152H5V154H7ZM26 151H27V150H26ZM32 151H33V150H32ZM56 151H57V150H56ZM64 151H65V149H64ZM71 151H72V150H71ZM74 151H75V150H74ZM139 151H140V150H138V152H139ZM143 151H144L143 153H145V154L148 153V148H146V149L144 148ZM158 151H159V150H158ZM158 151L155 150V153H157ZM175 151H178V150L176 149ZM193 151H191V152L188 151V153H191V154H192ZM196 151H195V152H196ZM203 151L205 152L206 150H203ZM218 151H219V150H218ZM256 151H257V150H256ZM40 152H41V150H40ZM54 152H55V149H54ZM94 152H95V151H94ZM98 152H99V153H100V152L103 153V151H101V150H100V151H97V153H98ZM106 152H107V151H106ZM134 152H136V151H134ZM138 152H137V153H138ZM151 152H152V151H151ZM172 152H173V150H172ZM213 152H214V151H213ZM234 152H235V151H234ZM234 152H233V150H232V153H233V155H234V157H235V153H236V152H235V153H234ZM258 152H259V150H258ZM10 153H11V151H10ZM16 153H21V152H15V155H17ZM51 153H52V151H51ZM95 153H96V152H95ZM97 153H96V154H97ZM132 153H133V152H132ZM159 153H160V152H159ZM188 153H187V154H188ZM196 153H197V152H196ZM196 153H194V154H195V155L198 154V156H200V155L202 154V152H201V154H200V152L197 153V154H196ZM215 153H216V151H215ZM220 153L222 154L223 151L220 152ZM241 153H243V152H241ZM260 153H261V152H260ZM22 154H23V152H22ZM37 154H38V153H37ZM39 154H42V153H39ZM66 154H67V153H65V156H66ZM70 154H72V153H70ZM77 154H78V153H77ZM89 154H90V153H89ZM89 154H87V155H89ZM91 154H92V153H91ZM91 154H90L89 156H92ZM103 154L105 155V152H104ZM106 154H107V153H106ZM108 154H109V153H108ZM108 154H107L106 157H108ZM150 154H151V153H150ZM175 154H176V152H175ZM187 154H185V156H186ZM199 154H200V155H199ZM208 154H209V153H208ZM223 154H224V153H223ZM262 154H263V153H262ZM8 155H9V153H8ZM13 155H14V154H13ZM24 155H25V154L22 155L23 158H24ZM26 155H28V154H26ZM50 155H52V154H50ZM93 155H94V154H93ZM120 155H121V154H120ZM143 155H144V154H143ZM148 155H149V153H148ZM148 155H147V156L145 155V156L148 157ZM153 155H154V154H153ZM164 155L167 156L166 154H164ZM188 155H189V154H188ZM203 155H204V154H203ZM210 155H211V154H210ZM244 155H245V154H244ZM5 156H7V155H5ZM19 156H20V155H19ZM42 156H44V154H43ZM89 156H88V158H89ZM96 156H97V155H96ZM140 156H142V153L140 154ZM149 156H150V155H149ZM174 156H176V155H174ZM174 156H172L173 159H171L170 157H169V158H170L171 160L174 161V159H176V157H174ZM177 156H178V155H177ZM190 156H191V155H189L188 158H190V160H191V157H190ZM7 157H9V156H7ZM10 157L12 158V155H10ZM27 157H28V156H27ZM44 157H45V156H44ZM47 157L49 158V156H47ZM47 157H46V158H47ZM63 157H64V155H63ZM103 157H104V156H103ZM103 157H102V158H103ZM120 157L123 158V156H120ZM182 157H184V156H182ZM182 157H180V158H182ZM200 157H201V156H200ZM5 158H6V157H5ZM11 158H10V159H11ZM13 158H14V156H13ZM18 158H19V157H18ZM18 158H17V159H18ZM23 158H22V160H25L26 157H25L24 159H23ZM28 158H29V157H28ZM39 158H40V156L38 157V159H39ZM88 158H87V159H88ZM94 158H95V157H94ZM116 158H117V157H116ZM150 158L153 159L152 154H151ZM161 158H162V157H161ZM164 158H167V157H164ZM164 158H162V159H164ZM186 158H187V157H186ZM201 158H202V157H201ZM213 158H214V157H213ZM222 158H223V157H222ZM231 158H232V154H231ZM1 159H2V160H1ZM10 159L8 158V160H10ZM17 159H16V157H15V160H17ZM20 159H21V157H20ZM51 159H52V158H51ZM57 159H58V158H57ZM81 159H82V157H81L79 160H81ZM92 159H93V158H92ZM104 159H105V158H104ZM141 159H142V157H141ZM152 159H151V160H152ZM177 159H178V157H177ZM214 159H215V158H214ZM223 159H225V158H223ZM223 159H222V160H223ZM226 159H227V158H226ZM232 159H234V158H232ZM0 160L3 161L4 158L1 157ZM5 160H7V159H5ZM43 160H45V159H43ZM54 160H55V159H54ZM54 160H52V161L54 162ZM58 160H59V159H58ZM83 160H85V157H84V156H83ZM83 160H82V161H83ZM101 160H102V159H101ZM101 160H100V161H101ZM108 160H109V159L107 158V161H108ZM165 160H166V159H165ZM181 160H183V159H181ZM181 160H179V161H181ZM185 160H187V159H185ZM209 160H210V158H209ZM222 160H220V162H221ZM240 160H241V159H239L238 161L240 162ZM47 161H48V160H47ZM56 161H57V160H56ZM97 161H98V159H97ZM97 161H96V162H97ZM100 161L97 162V163H100ZM118 161H119V159H118ZM121 161L125 163V161H123V160H121ZM121 161H120V162H121ZM143 161H144V160H143ZM168 161H169V160H168ZM168 161H167V163L163 161L162 164H165V163H166V164L168 165V163L170 162V161H169V162H168ZM177 161H178V160H177ZM177 161H174V162L171 161V162H172L173 164H175V162H177ZM191 161H192V160H191ZM196 161H197V160H196ZM201 161H202V159H201ZM204 161H205V160H204ZM210 161H211V160H210ZM233 161H234V160H233ZM262 161H263V160H262ZM3 162L6 163V161H3ZM3 162H0V164L3 163ZM38 162H39V161H38ZM38 162H37V167L39 168V166H40V162H39V163H38ZM41 162H43V161H41ZM57 162H60V160L57 161ZM76 162H77V161H76ZM86 162H87V160H86ZM86 162H85V164H86ZM109 162H110V160H109ZM185 162H186V161H185ZM189 162H190V161H189ZM218 162H219V161H218ZM218 162H217V163H218ZM230 162H232V161H230ZM9 163H10V162H9ZM15 163H16V162H15ZM15 163H14V165H15ZM29 163H31V162H29ZM34 163H35V162L33 161V163H31L30 166H31V167H34V165H33ZM47 163H48V162H47ZM55 163H56V162H55ZM60 163H62V162H60ZM88 163H89V162H88ZM101 163H102V162H101ZM106 163H107V162H105V165H106ZM138 163H139V162H138ZM142 163H143V162H142ZM142 163H141V164H138V165H140V167H139L140 170H139V171H141V165L143 166L142 168L146 167V166H144L146 162L143 163V164H142ZM172 163H170V164H172ZM180 163H182V161H181ZM180 163L177 162L175 166H177V164L180 166ZM183 163H184V162H183ZM183 163H182V166H183ZM195 163H196V162H195ZM203 163H204V162H203ZM209 163H210V162H209ZM211 163H212V162H211ZM234 163H235V162H234ZM240 163H241V162H240ZM10 164H11V163H10ZM17 164H18V163H17ZM93 164H95V163H93ZM93 164H92V165H93ZM103 164H104V162L102 163V165L99 164V166H102L101 168L103 169V171H106V169L103 167V166H104ZM109 164H110V163H109ZM170 164H169V166H171ZM187 164H188V163H187ZM225 164H226V163H225ZM1 165L3 166V165H5V164L3 163V164H1ZM1 165H0V166H1ZM6 165H7V166H6ZM6 165H5V166L8 167L9 164H6ZM25 165H26V164H25ZM28 165H29V164H28ZM32 165H33V166H32ZM38 165H39V166H38ZM50 165H51V164H50ZM58 165H59V164H58ZM58 165H57V166H58ZM75 165H76V164H74V166H75ZM79 165H81V164L79 163ZM89 165H90V164H89ZM89 165H88V166H89ZM107 165H108V164H107ZM121 165H123V164H121ZM136 165H137V164H136ZM138 165H137V166H138ZM152 165H153V164H151V166H152ZM155 165H157V164H155ZM155 165H154V166H155ZM159 165H160V164H159ZM190 165H191V164H190ZM196 165H197V164H196ZM211 165H212V164H211ZM243 165H244V164H243ZM243 165H242V166H243ZM253 165H254V164H253ZM9 166H10V165H9ZM17 166H20V167H21V171H20V173H19L20 175H21L23 172L25 173L26 170L22 172V169H25L23 165H16V167H17ZM22 166H23V167H22ZM53 166H54V165H53ZM53 166H52V168H53ZM57 166H56V168H57ZM88 166H87V167H88ZM95 166H97V164H96ZM95 166L93 167V169H95ZM108 166H109V165H108ZM108 166H107V168H108ZM124 166L126 167V164H125ZM124 166H123V167H124ZM148 166L150 167V165H148ZM148 166H147V167H148ZM157 166H158V165H157ZM164 166H165V165H164ZM169 166H168V167H169ZM179 166H178V167H179ZM221 166H222V165H221ZM258 166H259V165H258ZM258 166H257V167H258ZM10 167H11V166H10ZM10 167L8 168L9 170L7 169L9 172L11 171V169H13V167H11V168H10ZM20 167H19V168H20ZM27 167H29V166H27ZM35 167H36V166H35ZM35 167H34V168H35ZM72 167H73V166H72ZM76 167H77V165H76ZM79 167H80V166H79ZM85 167H86V166H85ZM97 167H98V166H97ZM113 167H115V164H114ZM123 167H122V169H123ZM125 167H124V168H125ZM149 167H148V168H149ZM161 167H162V166H161ZM161 167H160V168H161ZM165 167H167V166H165ZM168 167H167V168H168ZM188 167H190V166L188 165ZM191 167H193V166H191ZM194 167H195V166H194ZM206 167H207V166H206ZM219 167H220V166H219ZM243 167H244V166H243ZM243 167H241V168H243ZM14 168H15V166H14ZM29 168H30V167H29ZM29 168H27V169H29ZM52 168H51V169H52ZM98 168H100V167H98ZM134 168H135V167H134ZM137 168H138V167H137ZM139 168H138V169H139ZM172 168L174 169V166H173ZM181 168H182L181 171L183 170L184 173L187 172V171H185V170H187V169L184 170L183 167H181ZM196 168H197V167H196ZM199 168L202 169V167H198V169H199ZM207 168H208V167H207ZM236 168H237V167H236ZM35 169H36V168H35ZM40 169H41V168H40ZM79 169H80V168H79ZM79 169H78V170H79ZM89 169H90V168H89ZM89 169H88V170H89ZM111 169H113V168H111ZM122 169H121V170H122ZM161 169H162V168H161ZM163 169H164V167H163ZM198 169H196V170H198ZM209 169H210V167H209ZM221 169H222V168H221ZM226 169H227V167H226ZM237 169H238V168H237ZM239 169H240V168H239ZM29 170L31 171V169H29ZM41 170H44V169H41ZM47 170H48V169H47ZM52 170H53V169H52ZM52 170H51L50 172H52ZM60 170H61V169H60ZM66 170H68V169H66ZM98 170H99V172H101L100 169H98ZM98 170H97V172H98ZM107 170H108V169H107ZM115 170H116V169H115ZM125 170H126V169H125ZM151 170H152V168H151ZM151 170H150V171H151ZM158 170H159V169H158ZM202 170H205V169H202ZM211 170H212V167H211ZM240 170H241V169H240ZM257 170H258V169H257ZM0 171H3V172H4V169L1 168ZM5 171H6V170H5ZM8 171H6V172H8ZM14 171H16V170H14ZM35 171H36L37 173H39V172L37 171V169H36ZM85 171H86V173H89V172H90V171L87 172V169H86ZM119 171H120V170H119ZM123 171H124V169H123ZM123 171H120V173L123 172ZM150 171H147V173H146V171H145L146 175L149 174ZM168 171H169V169H168ZM171 171H172V169H171ZM181 171L179 170V172H181ZM183 171H182V172H183ZM199 171H200V170H199ZM205 171H206V170H205ZM221 171H222V170H221ZM80 172H82L81 169H80ZM111 172H112V170H111ZM142 172H143V170H142ZM142 172H140V173L142 174ZM148 172H149V173H148ZM162 172H163V171H162ZM195 172H196V171H195ZM217 172H219V171H217ZM0 173H1V172H0ZM10 173H11V172H10ZM27 173H28V172H27ZM62 173H63V172H62ZM84 173H85V172H84ZM102 173H103V172H102ZM118 173H119V172H118ZM134 173H137L136 170H135ZM134 173L131 172V174H132L131 176H132V177H133ZM154 173H155V172H154ZM163 173H164V172H163ZM166 173H167V172H166ZM177 173H178V172H177ZM193 173H194V171H193ZM199 173H200V172H199ZM199 173H197V174H199ZM209 173H210V172H209ZM209 173H208V174H209ZM213 173H214V172H213ZM213 173H212V174H213ZM221 173H222V172H220V175H221ZM1 174H2V173H1ZM11 174H13V173H11ZM16 174H17V173H16ZM19 174H18V175H19ZM25 174H26V173H25ZM28 174H29V173H28ZM30 174H31V173H30ZM35 174H36V173H35ZM49 174H50V173H48V175H49ZM54 174H55V173H54ZM54 174H53V175H50V176L53 178L54 176H56V175H54ZM56 174H57V173H56ZM70 174H71V173H70ZM108 174H109V173H108ZM114 174H115V172H114ZM125 174H126V173H125ZM141 174H140V176H141ZM152 174H153V172H151V176H152ZM169 174H170V173H169ZM169 174H168V175H169ZM180 174H181V173H180ZM182 174H183V173H182ZM263 174H264V173H263ZM263 174H262V176H263ZM6 175H7V174L4 175L5 178H6ZM9 175H10V174L8 173V178L10 177ZM40 175H42V174H40ZM43 175H44V174H43ZM45 175H46V174H45ZM45 175H44V176H45ZM48 175H46L47 178H51L50 176L48 177ZM58 175H59V174H58ZM62 175H64V174H62ZM83 175H84L83 178H84V177L87 178L86 174H83ZM89 175H90V174H88V176H89ZM91 175H92V174H91ZM122 175H124V174H122ZM144 175H145V174H144ZM158 175H159V177H160L161 173H160V174L158 173ZM158 175H157V174L153 175V176H155V178H154L153 180H157V176H158ZM162 175H163V174H162ZM162 175H161V177L166 176L167 174H166V175H163V176H162ZM173 175H174V174H173ZM173 175H172V176H173ZM178 175H179V173H178ZM190 175H192L191 177H193V174H190ZM199 175H200V174H199ZM199 175H197V176H199ZM204 175H205V174H204ZM209 175H210V174H209ZM214 175H215V174H214ZM214 175H213V177H214ZM218 175H219V174H218ZM222 175H223V173H222ZM222 175H221V176H222ZM233 175L236 176V172H235V174H233ZM242 175L244 176V173H242ZM258 175H259V174H258ZM0 176H1V175H0ZM12 176H13V175H12ZM25 176H27V175H25ZM28 176H29V175H28ZM65 176H66V175H65ZM94 176H95V175H94ZM94 176H93V177H94ZM99 176H100V175H99ZM115 176H117V175L115 174ZM118 176H119V175H118ZM138 176H139V172H138ZM153 176H152V178H153ZM172 176H171V177H172ZM176 176H177V175H176ZM180 176H181V175H180ZM180 176H179V177H180ZM184 176H185V175H184ZM197 176H195V177H196V180H197ZM207 176H208V175H206V177H207ZM215 176H216V175H215ZM237 176H239V175H237ZM260 176H261V174H260ZM262 176H261V177H262ZM4 177H3V178H4ZM16 177H17V176H16ZM18 177H19V176H18ZM21 177H24V176L22 175ZM21 177H20V178H21ZM40 177H41V176H40ZM60 177H61V176H60ZM67 177H69V175H68ZM141 177H142V176H141ZM141 177H140V179H141ZM148 177H149V176H148ZM148 177H147V178H148ZM181 177H183V175H182ZM191 177H190V179H189V174H188L187 178H188L189 180H191V182H192V180H193V182H194V179L191 178ZM200 177H201V176H200ZM217 177H218V176H217ZM217 177H216V178H217ZM222 177H223V176H222ZM3 178H2V177L0 178V182H1V179H3ZM8 178L6 179L7 182H8ZM11 178H12V177H11ZM31 178H33V177H31ZM52 178H51V180H52ZM65 178H66V177H65ZM73 178H74V177H73ZM77 178H78V177H77ZM77 178H75V179H77ZM80 178H81V177H80ZM83 178H81V179H83ZM88 178H89V177H88ZM88 178H87V179H88ZM90 178H91L90 180H93L92 176H90ZM94 178H95V177H94ZM102 178H103V177H102ZM104 178H105V177H104ZM104 178L102 179L103 182H104ZM150 178H151V177H150ZM173 178H174V177H173ZM208 178H209V177H208ZM208 178H207V179H208ZM216 178L214 177V180H215ZM224 178H225V177H224ZM233 178H234V176H233ZM257 178H258V177H257ZM259 178H260V177H259ZM263 178H264V177H263ZM21 179H22V178H21ZM42 179H44V178L42 177ZM54 179H55V178H54ZM54 179H53V180H54ZM71 179H72V178H71ZM87 179H85L86 182H87ZM100 179H101V178H100ZM142 179H143V180H141V182H145V180H144L145 178L142 177ZM169 179H170V182H172L173 179H172V178H169ZM169 179H168V182H169ZM171 179H172V180H171ZM182 179H183V178H182ZM231 179H232V178H231ZM231 179H230V180H231ZM238 179H239V178H238ZM9 180H10V179H9ZM25 180H26V179H25ZM25 180H24V182H25ZM31 180H32V179H31ZM45 180H46V179H45ZM47 180H48V179H47ZM90 180H89V182H90ZM96 180H97V179H95V182H96ZM98 180H99V179H98ZM107 180H108V179H107ZM112 180H113V179H112ZM114 180H116V179H114ZM133 180H134V179H133ZM149 180H150V179H149ZM151 180H152V179H151ZM153 180H152V182H153ZM163 180H164V182H165V178H164V177H163V179L160 180V182L162 183ZM177 180H178V179H176L175 182H177ZM185 180H186V179H185ZM189 180H188V182H189ZM201 180H202V179H201ZM235 180H237V179H235ZM240 180H241V175H240ZM251 180H253V179H251ZM259 180H260V183H261V179H259ZM259 180H258V182H259ZM2 182H3V180H2ZM24 182H23V183H24ZM26 182H28V179L26 180ZM26 182H25V185H26ZM40 182H41V180H40ZM40 182H39V183H40ZM42 182H43V180H42ZM110 182H111V180H110ZM121 182H122V180H121ZM134 182H135V180H134ZM134 182H133V184H134ZM138 182H139V180H138ZM160 182H159V183H160ZM173 182H174V180H173ZM178 182L180 183V182H181V179L178 180ZM186 182H187V180H186ZM198 182H199V179H198ZM204 182H205V180H204ZM218 182H219V180H218ZM220 182L222 183V180H221V179H220ZM253 182H254V180H253ZM258 182H257V185L260 187L261 185L258 184ZM5 183H6V182L0 183V184H3V185H4ZM10 183H11V182H10ZM32 183H34V182H32ZM32 183H30L31 185H29V186L34 187V186L32 185ZM45 183H46V182H45ZM45 183H44V184H45ZM69 183H70V182H69ZM74 183H77V185L79 186L78 182H74ZM74 183H73V184H74ZM79 183H80V182H79ZM81 183H82V180H81ZM104 183H106V182H104ZM104 183L102 184V186L104 185ZM116 183H117V182H116ZM165 183H166V182H165ZM179 183H178V184H179ZM194 183H195V188H197V187L199 188L198 185H199L200 183H199L198 185L196 184V182H194ZM201 183H202V182H201ZM206 183H207V182H206ZM232 183H233V182H232ZM235 183H236V182H235ZM235 183H234V184H235ZM14 184H15V183H14ZM52 184H53V182H52ZM71 184H72V183H71ZM90 184H91V183H89V185H90ZM93 184H94V182H93ZM93 184H92V188H93V186H94ZM97 184H100V183H97V182H96L95 185H97ZM146 184H147V185H146ZM146 184H144V185H146V186L152 185V184H149V183H147V182H146ZM148 184H149V185H148ZM169 184H170V183H168V185H169ZM183 184H184V183H183ZM213 184H214V183H212V184H210V185H213ZM251 184H252V183H251ZM3 185H1L0 187L2 188ZM19 185H20V184H19ZM19 185L17 186V185L15 184V186H17V187H19ZM22 185H24V184L21 183V187H20V188H22ZM41 185H42V183H41ZM48 185H49V184H48ZM75 185H76V184H75ZM75 185H74V187H75ZM108 185H109V187L111 186L110 183L107 184V186H108ZM113 185H114V183H113ZM115 185H116V184H115ZM142 185H143V183H142ZM165 185H166V184H165ZM184 185H186V184H184ZM190 185H191V184H190ZM196 185H197V187H196ZM201 185H202V184H201ZM222 185H223V184H221V186H222ZM229 185H230V184H229ZM232 185H233V184H232ZM242 185H243V180H242ZM255 185H256V184H255ZM257 185H256V186H257ZM50 186H51V184H50ZM53 186H55V185H53ZM80 186H81V185H80ZM98 186H99V185H98ZM102 186H99V187L101 188ZM133 186H134V185H133ZM171 186H172V187H171ZM171 186H170V187L173 189V185H172V183H171ZM175 186H176V184H175ZM178 186H179V185H178ZM230 186H231V185H230ZM240 186H241V185H240ZM252 186H253V185H252ZM252 186H251V187H252ZM5 187H6V185L3 187V189H4ZM8 187H9V186H8ZM23 187H24V189H25V186H23ZM26 187H27V186H26ZM45 187H46V186H45ZM74 187L72 186V188H74ZM82 187H84V186H82ZM88 187H89V186H88ZM88 187H87V188H88ZM99 187H98V189H99ZM104 187H106V186L104 185ZM104 187H103V189H104ZM188 187H190V186L188 185ZM212 187H213V186H212ZM222 187L224 188V186H222ZM15 188H16V187H14V190H15ZM28 188H29V187H28ZM41 188H43V187L41 186ZM46 188H47V187H46ZM96 188H97V187H96ZM113 188H115V187H113ZM138 188H139V186H138ZM140 188H141V190L143 189V187H141V186H140ZM140 188H139V189H140ZM144 188H145V187H144ZM147 188H148V187H146V189H144V191L147 192V191L150 189V187H149V189H147ZM159 188H160V187H159ZM162 188H163V187H162ZM204 188H206V187H204ZM215 188H216V187L214 186V189H215ZM229 188H230V187H229ZM234 188H235V187H234ZM237 188H238V187H237ZM244 188H245V187H244ZM256 188H257V187H256ZM16 189H19V188H16ZM44 189H45V188H43V190H44ZM57 189H58V188H57ZM89 189H90V187H89ZM107 189H109V188H107ZM175 189L177 190L176 187H175ZM175 189L172 190V191H175ZM200 189H201V188H200ZM216 189H218V188H216ZM0 190H1V189H0ZM9 190H10V189H9ZM25 190H26V191H24V192L26 193V192H27L28 190H30V189H25ZM73 190L76 191L77 189L74 188ZM85 190H86V188L84 189V192H85ZM121 190H122V189H121ZM123 190H124V188H123ZM164 190H165V189H164ZM202 190L204 191L205 189L202 188L201 191H202ZM208 190H209V189H208ZM232 190H233V188H232ZM239 190H240V192H241V188H240V187H239ZM252 190H253V189H252ZM254 190H255V189H254ZM258 190H259V189H258ZM260 190H261V189H260ZM19 191H20V190H19ZM30 191H31V190H30ZM46 191H47V190H46ZM49 191H50V190H49ZM52 191H54V190L52 189L50 192H52ZM55 191H58V190L55 189ZM55 191H54V192H55ZM60 191H61V190H60ZM70 191H71V190H70ZM70 191H69V192H70ZM77 191H80V190H77ZM77 191H76V193H80V192H77ZM90 191H92V190L90 189ZM93 191H94V190H93ZM104 191H106V190H104ZM166 191H167V190H166ZM168 191H170V193L172 192L171 190H168ZM197 191L200 192V190H198V189H197ZM211 191H212V190H211ZM215 191H216V190H215ZM217 191H218V190H217ZM217 191H216V192H217ZM226 191H227V190H226ZM226 191H225V193H226ZM15 192H16V190L13 191L12 193H15ZM24 192H23V193H24ZM39 192H40V191H39ZM39 192H38V194H39ZM65 192H66V191H65ZM65 192H63V193L65 194ZM84 192H83V194H84ZM86 192H88V191H86ZM106 192H108V191H106ZM227 192H232V191H231V190H230V191L228 190ZM6 193H8V192H6ZM6 193H5V194H6ZM9 193H10V192H9ZM9 193H8V194H9ZM21 193H22V192H21ZM23 193H22V194H23ZM25 193H24V194H25ZM29 193H30V192H28V195H30ZM33 193H34V192H33ZM33 193H32V196L35 197L34 195H36V194H35L36 192H35L34 194H33ZM71 193H73V192H71ZM71 193H69V194H71ZM90 193H93V192H90ZM101 193H102V192H101ZM109 193H110V192H109ZM112 193H114L115 195H117V194H116L115 192H113V191H112ZM123 193H124V192H123ZM186 193H187V192H186ZM200 193H201V192H200ZM203 193H205V192H203ZM225 193H224V194H225ZM232 193H233V192H232ZM234 193H237V189H236V191H235ZM256 193H258V192H256ZM26 194H27V193H26ZM26 194H25V195H26ZM38 194H37V195H38ZM47 194H48V193H47ZM54 194H55V193H53V195H54ZM85 194H86V193H85ZM87 194H88V193H87ZM94 194H95V192H94ZM106 194L108 195V193H106ZM114 194H113V195H114ZM125 194H126V193H125ZM125 194H123V195H125ZM129 194H130V193H129ZM132 194H134V193H132ZM135 194H140V193H135ZM146 194H147V193H145V196H146ZM205 194H206V193H205ZM224 194H223V197H224ZM251 194H252V192H251ZM6 195H7V194H6ZM49 195H50V193H49L47 196L49 197ZM65 195H66V194H65ZM76 195H77V194H75V192H74V195H72V196L69 195L70 197H68V195H66V197H67L66 199L68 200V198H69V199L71 200V197H74V196H76ZM102 195H103V197H104V194H102ZM118 195L120 196V194H118ZM118 195H117V196H118ZM130 195H131V194H130ZM184 195H187V194H184ZM206 195H207V194H206ZM216 195H217V194H216ZM236 195H237V194H236ZM254 195H255V194H254ZM256 195H257V194H256ZM0 196H1V195H0ZM2 196H5V195L3 194ZM32 196L29 197V198H33ZM42 196H43V195H42ZM47 196H46V197H47ZM51 196H52V195H51ZM82 196H84V195H82ZM82 196H81V194H80V197H82ZM94 196H95V195H94ZM108 196H109V195H108ZM110 196H111V193H110ZM127 196H128V195H127ZM131 196H132V195H131ZM131 196H130V197H131ZM142 196H143V195H142ZM233 196H234V195H233ZM26 197H27V196H26ZM52 197H55V196H52ZM124 197H125V196H124ZM133 197H134L133 200H136V199H137L136 201L139 200V201H138L139 204H140V202H144V200H147V199L145 198V199H141L142 201H140V196H138L139 199H138V198L135 199V196H133ZM136 197H137V195H136ZM146 197H147V196H146ZM205 197H206V196H205ZM209 197H210V196H209ZM226 197H227V196H226ZM230 197H231V196H230ZM84 198H85V200H86V196H85ZM84 198H83L82 200H84ZM101 198H102V197H101ZM131 198H132V197H131ZM141 198H143V197H141ZM221 198H222V197H221ZM6 199L9 200V199H11V198L9 197V198H6ZM44 199H45V197H44ZM44 199H43V200H44ZM53 199H54V198H53ZM102 199H103V198H102ZM106 199H107L109 202L111 201V200L108 199V197H107ZM110 199H114V198L111 197ZM234 199H235V198H234ZM244 199H245V198H244ZM8 200H7V201H8ZM11 200H12V199H11ZM43 200H42V201H43ZM49 200H50V199H48V201H49ZM58 200H59V199H58ZM99 200H100V199L97 200L96 204L99 203V202H98ZM118 200H119V199H118ZM224 200H225V199H224ZM3 201H4V200H3ZM50 201H52V200H50ZM65 201H66V200H65ZM114 201H115V200H114ZM122 201H124V200H122ZM214 201H215V199H214ZM214 201H213V202H214ZM17 202H18V201H17ZM112 202H113V201H112ZM119 202H120V201H119ZM119 202H116V201H115V203H119ZM138 202H137V203H138ZM222 202H223V201H222ZM222 202H221V203H222ZM224 202L227 203V204H229V203L226 202V201H224ZM14 203H15V201H14ZM18 203H19V202H18ZM18 203H17V204H18ZM102 203H103V201H102ZM102 203L100 202L99 204L102 205ZM110 203H111V202H110ZM115 203H114V202L112 203L113 206L117 205V204H115ZM125 203H126V206L128 207V205H127L128 202L125 201ZM7 204H8V203H7ZM104 204H105V203H104ZM106 204H107V201H106ZM114 204H115V205H114ZM123 204H124V203H123ZM213 204H214V203H213ZM219 204H220V203H219ZM222 204H223V203H222ZM227 204H226V205H227ZM243 204L245 205V203H243ZM8 205H10V204H8ZM101 205H100V206H101ZM109 205H110V204H109ZM109 205H108V206H109ZM118 205L120 206V204H118ZM121 205H122V204H121ZM134 205H135V204H134ZM141 205H142V204H141ZM30 206H33V204L30 205ZM30 206H29V207H30ZM35 206H36V205H35ZM92 206H93V205H92ZM108 206H107V207H108ZM119 206H117V207H119ZM132 206H133V205H132ZM220 206H221V205H218V207H220ZM38 207H40V206H38ZM96 207H97V206H96ZM96 207H95V208H96ZM115 207H116V206H115ZM115 207H112L113 209H112V208H109L110 211H111V210H114ZM133 207H134V206H133ZM229 207H232V205L229 206ZM236 207H238V206H236ZM30 208H32V210H33V207H30ZM34 208H35V207H34ZM83 208H84V207H83ZM89 208H91V207H89ZM130 208H131V207H130ZM136 208H138V207H136ZM136 208H135V210H136ZM224 208H225V207H224ZM38 209H39V208H38ZM85 209H87V208H85ZM104 209H105V208H104ZM133 209H134V208H133ZM133 209H131V211H132ZM218 209H219V208H218ZM222 209H223V208H222ZM236 209H237V208H236ZM240 209H241V208H240ZM71 210L73 211L72 208H71ZM75 210H76V209H75ZM83 210H84V209H83ZM90 210L93 211L92 209H90ZM116 210H117V208H116ZM116 210H114V211H116ZM211 210H214V208L212 207ZM219 210H220V209H219ZM219 210H218V212H220ZM61 211H62V210H61ZM96 211H97V210H96ZM96 211L94 210V212H96ZM98 211H99V210H98ZM106 211H107V210H105V212H106ZM114 211H113V213H115ZM133 211H134V210H133ZM137 211H139V209H138ZM137 211H136V213L139 214ZM140 211H141V210H140ZM34 212H35V210H34ZM34 212H33V213H34ZM94 212H93V213H94ZM111 212H112V211H111ZM118 212H120V211L117 210L116 213H118ZM134 212H135V211H134ZM141 212H142V211H141ZM35 213H37V212H35ZM35 213H34V214H35ZM53 213H54V211H53ZM59 213H61V215L58 214V217H59V216H60V217H61V216H62V217H67L66 215H67L68 212H67V213H66V212H65V213L63 212V213H64V214H63L62 212L59 211ZM73 213H74V212H73ZM90 213H91V212L89 211V215H90ZM98 213H99V212H98ZM106 213H109V211H107ZM120 213H121V212H120ZM221 213H222V211H221ZM31 214H32V212H31ZM38 214H39V213H38ZM38 214H36V215L38 216ZM47 214H48V213H47ZM62 214H63L64 216H63ZM141 214H142V213H141ZM32 215H33V214H32ZM43 215H44V213H41V215H39V216H43ZM70 215L72 216L73 214H70ZM91 215H92V214H91ZM119 215H120V214H119ZM148 215H149L148 217L150 218L151 215H150V214H148ZM37 216H36V217H37ZM55 216H56V212H55ZM68 216H69V215H68ZM74 216H75V213H74L73 217H74ZM136 216L140 217V216H142V215H136ZM136 216H134V217L136 218ZM58 217H57V218H58ZM85 217H87V216L85 215ZM121 217H122V216H121ZM131 217H132V216H131ZM31 218H32V217H31ZM57 218H56V219H57ZM67 218H68V217H67ZM74 218H75V217H74ZM88 218H91V216H90V217H87V218L84 219V220H86V222H87V221H88V220H87ZM128 218H129V217H128ZM128 218H127V219H128ZM141 218L143 219V217H141ZM7 219H8V218H7ZM36 219L38 220V221H36V222L38 223V222L40 221V219H39V218H36ZM58 219H59V218H58ZM91 219H92V218H91ZM99 219L101 220L102 218L99 217ZM125 219H126V218H125ZM129 219H131V218H129ZM129 219H128V220H129ZM139 219H140V218H139ZM139 219H138V221H139ZM142 219H140V223H142ZM9 220H10V218H9ZM25 220H26V219H25ZM31 220H32V222L30 221V223H31L32 226H33V219H31ZM54 220H55V219H54ZM97 220H98V218H97ZM100 220H99V221H100ZM132 220H134V219H132ZM136 220H137V219H136ZM149 220H150V219H149ZM10 221H11V220H10ZM22 221H24V220H22ZM58 221H59V222H58L59 225H60V224L63 225V224H65L64 222L66 221V219H65V221H64V219H63L62 223H60V220H58ZM101 221H103V219H102ZM119 221H120V220H119ZM134 221H135V220H134ZM25 222L27 223V221H25ZM25 222H24V223H25ZM88 222H90V221H88ZM88 222H87V223H88ZM97 222H98V221H97ZM103 222H104V221H103ZM105 222H106V221H105ZM121 222H122V218H121ZM144 222H145V219L143 220V223H142L143 225L145 224ZM14 223H16V222H14ZM21 223H22V222H20L19 224H21ZM34 223H35V219H34ZM54 223H55V222H54ZM87 223H86V225H88ZM99 223H100V222H99ZM150 223H152V222H150ZM16 224H17V223H16ZM27 224H28V223H27ZM40 224H41V223H39V225H40ZM51 224H53V223L51 222V223L49 224V226H55V225H57V224H55V225H51ZM97 224H98V223H97ZM112 224H113V223H112ZM123 224H125V223H123ZM10 225H11V223H10ZM12 225H13V224H12ZM22 225H23V224H21V226H22ZM35 225H36V224H35ZM39 225H36V226H39ZM44 225H46L45 222H44ZM62 225H60V226H62ZM65 225H66V224H65ZM65 225H63V228L61 227L62 231H63L64 228H65V229L67 228V225H66V227H65ZM74 225H75V224H74ZM89 225H91V224H89ZM125 225H126V224H125ZM152 225H153V224H151V227H152ZM19 226H20V225H19ZM41 226H42V228L46 229V226H47V225H46L45 227H43V224H42ZM91 226H92V225H91ZM103 226H106V225H103ZM24 227H26V228L28 227V229L30 228L29 226H25V225L23 226V228H24ZM56 227H57V226H56ZM69 227H70V225H69ZM69 227H68V228H69ZM72 227L74 228V226H72ZM151 227H150V228H151ZM153 227H155V226H153ZM153 227H152V229H150L151 231L149 232V236H151V234H152V232H153V231H152V230L154 229ZM10 228L16 231V229H14V227H10ZM32 228H33V227H32ZM42 228L40 227V228H39L40 231H39L38 227H36V229H38V232H41V229H42ZM73 228H72V229H73ZM106 228H107V227H106ZM146 228H147V227H146ZM47 229H49V228L47 227ZM107 229H108V228H107ZM263 229H264V228H263ZM23 230H24V229H23ZM29 230H31V229H29ZM33 230H35V228H34ZM33 230L31 231L32 234H33ZM49 230H50V229H49ZM49 230H48V231H49ZM67 230L70 231V229H66V231H67ZM105 230H106V229H105ZM146 230L149 231L148 228H147V229L144 228L142 231L145 232ZM11 231H12V230H11ZM15 231H14V233H15ZM27 231H28V230H27ZM27 231H26V232H27ZM42 231H44V230L42 229ZM48 231H46V232L49 233ZM72 231H73V230H72ZM138 231H139V230H138ZM148 231L146 232V235H147ZM260 231H261V230H260ZM260 231H259V233H260ZM16 232H17V231H16ZM36 232H37V231H36ZM64 232H65V230H64ZM74 232H75V229H74ZM74 232H73V233H74ZM154 232H157V231H154ZM154 232H153V234H154ZM44 233H45V232H44ZM44 233H41V234H44ZM50 233H51V235H52V232H51V231H50ZM50 233L48 234V236L50 235ZM70 233H71V234H70V236H71L73 233H72V232H70ZM75 233H76V232H75ZM150 233H151V234H150ZM262 233H264V232H262ZM15 234L18 235L17 233H15ZM27 234H30V233H27ZM34 234H35V232H34ZM39 234H40V233H39ZM39 234H37V236H38ZM61 234H64V233L61 232ZM66 234H67V232H66ZM16 235H15V237H14L15 240H16V237H17ZM51 235H50V236H51ZM68 235H69V232H68ZM89 235H90V234H87V235H85V236L87 237V236H89ZM143 235H144V234H143ZM143 235H142V236H143ZM146 235H144L145 238H146ZM154 235H155V237H157V234H154ZM154 235H152V236H154ZM160 235H161V234H160ZM260 235H261V234H260ZM260 235H259V236H260ZM21 236H22V234H21ZM26 236H27V235L24 234L23 237H26ZM52 236H53V235H52ZM56 236H57V234H56ZM70 236H69V237H70ZM92 236H94V235H92ZM95 236H96V234H95ZM118 236H120V235H118ZM147 236H148V235H147ZM149 236H148L146 239L150 238ZM152 236H151V237H152ZM158 236H159V235H158ZM29 237H30V235H28V238H29ZM35 237H36V234H35ZM38 237H40V235H39ZM72 237L74 238V234L72 235ZM76 237H77V235H76ZM79 237H81V236L79 235ZM79 237H78V238H79ZM120 237H121V236H120ZM155 237H154V238H155ZM260 237H261V236H260ZM28 238H27V240H28ZM30 238H31V237H30ZM32 238H33V237H32ZM32 238H31V239H32ZM36 238H37V237H36ZM36 238H35V239H36ZM65 238H67V237H65ZM88 238H90V237H87L86 239H88ZM121 238H122V237H121ZM124 238H125V240H126V236H125ZM124 238H123V239H124ZM145 238H144V239H145ZM152 238H153V237H152ZM152 238H151V239H152ZM162 238H163V237L161 236V239H162ZM255 238H256V236H255ZM257 238H258V237H257ZM257 238H256V241H257ZM262 238H263V237H262ZM21 239H24V238H21ZM25 239H26V238H25ZM35 239H34V238L32 239L33 242H34ZM42 239H43V240H45V239L48 240V238H46V237H45V238L42 237ZM57 239H58V238H57ZM80 239H81V240H80ZM80 239H79L80 242H82V238H80ZM84 239H85V237L83 238V240H84ZM90 239H91V238H90ZM155 239H157V238H155ZM155 239H154V240H155ZM161 239H160V240H161ZM163 239H164L165 242H167V241H166L167 237H166V239H165V238H163ZM12 240H14V239H12ZM12 240H11V241H12ZM74 240H75V241H74ZM98 240H99V239H98ZM128 240H129V239H128ZM133 240H134V238H133ZM141 240H142V239H141ZM158 240H159V239H158ZM158 240H155V241H158ZM260 240H261V239H260ZM7 241L10 242V240H7ZM19 241H20V242H23V241L20 240V239H19ZM19 241H17V244H18ZM30 241H31V240H30ZM37 241H38V240H37ZM73 241L76 242V238L73 239ZM110 241H111V240H110ZM135 241H136V242H135ZM135 241H132V242H134V243H137V242H138V240H137L136 238H135ZM146 241H147V240H146ZM146 241H145V242H146ZM164 241H163V242H164ZM168 241H169V239H168ZM181 241H182V240H181ZM261 241H262V240H261ZM9 242H7V243H9ZM13 242H14V241H13ZM25 242H28V241H24L23 243H25ZM33 242H32V241L30 242L31 245H33V247L35 246V244L38 245V244L40 243V242H39V243L37 244V242H36V243L34 244ZM85 242H86V241H85ZM85 242H84V243H85ZM125 242L128 243V241H125ZM170 242H172V241H170ZM183 242H184V241H183ZM43 243L45 244V241H43L42 244H43ZM46 243L49 245V244H50V241H48V242H46ZM78 243H79V242H78ZM86 243H87V242H86ZM88 243H89V241H88ZM119 243H121V246H122V248H123L124 245H125V243H123L124 245L122 244L121 241H120ZM168 243H169V242H168ZM174 243H175V242H174ZM189 243H190V242H189ZM194 243L196 244L195 241L193 242V244H194ZM205 243H206V241H205ZM208 243H210V242H208ZM208 243H207V246H208ZM257 243H258V242H257ZM261 243L264 244V241L261 242ZM261 243H260V244H261ZM25 244H27V243H25ZM74 244H75V243H74ZM89 244H90V243H89ZM92 244H93V243H92ZM116 244H117V242H116ZM139 244H141L140 241L137 243V245H136V244H134V245L137 246V247H139V246H138ZM151 244H152V242H151V243H148V249H151V247L149 248V245L151 246ZM164 244H165V243H164ZM200 244H201V243H200ZM2 245H4V244H2ZM2 245H1V247H2ZM6 245H7V244H6ZM6 245H5V247H6L5 250H6V253H8V252H7V248L11 249V247H12L13 244L11 245V242H10L9 247H8V245H7V246H6ZM102 245H103V244H102ZM127 245H128V244H127ZM154 245H155V244H154ZM162 245H163V244H162ZM191 245H192V243H191ZM217 245H218V244H216L215 246H217ZM220 245H221V244H220ZM220 245H219L218 247H220ZM258 245H259V243H258ZM10 246H11V247H10ZM20 246H22L21 243H20L19 247H20ZM28 246H29V248L31 249L29 242H28ZM38 246H39V245H38ZM38 246H37V247H34L33 249H35V248H36V250H38V249H40V250L43 249L42 251H44V250H45L44 248H46V247L48 248V247H49V249H48V251H47V252L49 253V256H48V255H47V256H48L49 258L52 259L51 264H53V263L56 264L55 262H53L54 260L56 261V259H54V257L52 258V255H54V254H53L52 252H50V246H51V244H50V246H46V247L44 246V248H43V246H42V248H38ZM40 246H41V244H40ZM40 246H39V247H40ZM53 246H54V245H53ZM78 246H79V248H80V246H82V248H83V250H84V247L86 246V244H84V245H83V244H81V245L79 244ZM87 246H88V244H87ZM90 246H91V248H94L92 245H90ZM90 246L85 247V248H88V249L86 250L87 252H88V251H91V252H92L91 249L89 250V247H90ZM106 246H109V245H106ZM111 246H113V245H111ZM111 246H110V247H111ZM118 246H120V245L117 244V247H118ZM140 246H141V245H140ZM146 246H147V244H146ZM160 246H161V244H160ZM160 246H159V247H160ZM189 246H190V245H189ZM201 246H203V244H202ZM209 246H211V245H209ZM215 246H214V247H215ZM24 247H25V246H24ZM117 247H115V249H116ZM126 247H127V246H126ZM132 247L134 248V246H132ZM155 247H157V246H155ZM155 247H153V249H151V250H154ZM163 247H165V246L163 245ZM193 247H194V246H193ZM263 247H264V246H263ZM14 248H15V247H14ZM21 248H23V247H21ZM25 248H27V247H25ZM37 248H38V249H37ZM47 248H46V250H47ZM56 248H57V247H56ZM82 248H81V249H82ZM96 248H97V247H96ZM107 248H108V247H107ZM119 248H121V247H118L116 250H118ZM122 248H121L120 250H121V251H125V250H122ZM127 248H128V247H127ZM167 248H169V247H167ZM196 248H197V247H196ZM208 248H209V247H208ZM215 248H216V247H215ZM1 249L3 250V248H1ZM15 249L18 250V249H20V248H18V249L15 248ZM94 249H95V248H94ZM99 249H100V248H99ZM99 249H98V250L96 249V250L98 251V253H99ZM109 249H110V248H108V250H109ZM112 249H113V247H112ZM112 249H111V250H112ZM138 249H139V250H138ZM138 249H137L138 251L135 250V253H133V249L131 250V248H130V250L132 251V253H133L135 256H136V251H137L139 254H142L141 252H139V251H141L140 249H142V246L139 247ZM161 249H162V248H161ZM165 249H166V248H165ZM189 249H191V248H189ZM210 249H211V247H210ZM217 249H218V248H217ZM220 249H221V248H220ZM220 249H219V251H220ZM12 250L14 251V249H12ZM21 250H22V249H21ZM28 250H29V249H28ZM31 250H32V249H31ZM52 250H53V249H51V251H52ZM54 250H55V249H54ZM111 250H110V253H111ZM120 250H119V251H120ZM171 250H172V249H171ZM174 250H175V249H174ZM191 250H192V249H191ZM196 250H197V249H196ZM204 250H206V249H204ZM207 250H208V249H207ZM221 250H222V249H221ZM3 251H4V250H3ZM3 251H2V252H3ZM10 251H11V250H10ZM42 251H41V253L43 254ZM86 251H84V252H86ZM101 251H102V250H101ZM121 251H120V252H121ZM126 251H127V250H126ZM126 251H125V252H126ZM160 251H163V250H160ZM166 251H167V250H166ZM192 251H193V250H192ZM194 251H195V249H194ZM210 251H211V250H210ZM214 251H215V250L213 249V252H214ZM219 251H218V252H219ZM11 252H12V251H11ZM11 252H10V254H11ZM16 252H17V251H16ZM20 252H21V251H19V253H18L19 255H20ZM25 252H26V251H25ZM37 252H38V251H37ZM39 252H40V251H39ZM39 252H38V253H39ZM44 252L46 253V251H44ZM62 252H63V250H62ZM80 252H81V250H80ZM82 252H83V251H82ZM84 252H83V253H84ZM91 252H90V253H91ZM102 252H103V251H102ZM102 252H100L99 254H101ZM120 252H119L118 254H119V256H120L121 259H122L123 256H121L122 253L120 254ZM129 252H130V251H128L127 253L130 254L131 252H130V253H129ZM142 252H143V250H142ZM167 252H168V251H167ZM170 252H171V251H169L168 253H170ZM172 252H173V251H172ZM206 252H207V251H206ZM6 253H4V254H6ZM30 253H31V251H30ZM32 253H33V251H32ZM38 253H37V254H38ZM48 253H47V254H48ZM51 253H52V255H51ZM55 253H56V251H55ZM65 253H66V252H65ZM75 253H76V252H75ZM75 253H74V254H75ZM107 253H108V252H107ZM112 253H113V252H112ZM112 253L110 254L111 256H112ZM114 253H117V251L114 250ZM127 253H126V255H127ZM132 253H131V254H132ZM146 253H147V252H146V250H145V255H144V253H143L144 257L147 255ZM152 253H153V252H152ZM165 253H166V252H164V251H163V253L160 252V255L163 254V255H162L163 257L160 256V255H159V257H162V259H163ZM209 253H211V252H209ZM0 254H3V253H1V251H0ZM12 254H13V253H12ZM12 254L10 255L11 257L13 256ZM26 254H27V253H26ZM35 254H36V253H35ZM62 254H63V253H61V255H62ZM68 254H69V253L67 252V254H63V255H68ZM71 254H72V253H71ZM76 254H79V253H76ZM87 254H88V253H87ZM92 254H95V253L92 252ZM104 254H105V252H104ZM133 254H132V255H133ZM139 254H138V255H139ZM170 254H171V253H170ZM212 254H213V253H212ZM21 255H22V254H21ZM63 255H62V256H63ZM84 255H85V254H84ZM114 255H116V254H114ZM114 255L112 256V259L110 258L112 261L109 259V260H110V263H109V262H106V261L108 260L107 256H109V254H108L106 257H104V255H103V253H102V255H100V256H101V257L103 256V258H105V260L103 259V261H105L106 264H112V263H113V257H114ZM122 255H123V254H122ZM132 255H131V256H132ZM134 255H133V256H134ZM165 255H166V254H165ZM207 255H208V253H207ZM15 256H16V255H15ZM30 256H32V255H30ZM43 256H45V255H43ZM50 256H51V257H50ZM85 256H87V257H84V256H83V257H84V258H88V257H89V255H85ZM93 256H94V258H95V256L98 257L99 255H93ZM100 256L98 257L99 260H100V258H101ZM117 256H118V255H117ZM148 256H149V255H147V257H148ZM171 256L173 257L172 254L170 255V257H171ZM200 256H201V255H200ZM211 256H213V255H210V257H211ZM23 257H25V256H22V258H23ZM37 257H39V256L37 255ZM64 257H65V256H64ZM68 257H69V256H68ZM70 257H71V256H70ZM70 257H69V258H70ZM77 257L79 258L80 255H78ZM120 257H119V258H120ZM140 257H141V256H140ZM151 257H154V255L151 256ZM157 257H158V254H157ZM159 257H158L157 259H159ZM210 257H209V258H210ZM7 258H8V257H7ZM40 258H41V256H40ZM49 258H48V259L46 258V259L50 261ZM59 258H61V257H59ZM89 258H90V257H89ZM89 258H88V259H89ZM94 258L91 257V260H93ZM106 258H107V259H106ZM114 258H115V257H114ZM119 258H118V259H119ZM211 258H212V257H211ZM214 258H215V257H214ZM1 259H2V258H1ZM26 259H27V258H26ZM36 259H37V258H36ZM71 259H72V258H71ZM73 259H74V257H73ZM73 259H72V260H73ZM95 259H96V258H95ZM95 259H94V260H95ZM115 259H116V258H115ZM143 259H145V258H143ZM147 259H148V258H147ZM147 259H146V260H147ZM2 260H3V259H2ZM21 260H22V259H21ZM31 260H33V259H31ZM42 260H43V259H42ZM65 260L67 261V259H65ZM79 260H80V259H79ZM85 260L87 261V259H85ZM91 260H90V261H91ZM101 260H102V259H101ZM109 260H108V261H109ZM119 260H120V259H119ZM146 260H145V261H146ZM151 260H152V259H151ZM164 260H165V259H164ZM173 260H174V258H173ZM177 260H178V259H177ZM177 260H175V261H177ZM15 261H17V260H15ZM27 261H28V259H27ZM29 261H30V260H29ZM38 261H39V260H38ZM44 261H46V260H44ZM77 261H78V259H77ZM90 261L88 260V262H90ZM103 261H102V262H103ZM123 261H124V260H123ZM165 261H166V260H165ZM167 261H169V259H167ZM188 261H189V260H188ZM215 261H216V260H215ZM22 262H24V260H23ZM35 262H36L37 264L39 263V262H37L36 260H35ZM52 262H53V263H52ZM56 262H57V263H58V262L61 263V261H56ZM67 262H69V260H68ZM73 262H74V260H73ZM81 262H83V261H81ZM81 262L79 261V263H81ZM95 262H98V260L95 261ZM100 262H101V261H100ZM105 262H103V263H105ZM128 262H129V261H128ZM128 262H126V263H128ZM157 262H158V261H157ZM159 262H161V261H159ZM17 263H19V262L17 261ZM25 263H27V262H25ZM36 263H35V264H36ZM48 263H49V262H48ZM64 263L67 264L65 261H64ZM69 263H70V262H69ZM92 263H94V262L92 261ZM162 263H163V262H162ZM164 263H165V262H164ZM188 263H189V262H188ZM1 264H2V263H1ZM3 264H4V263H3ZM12 264H13V263H12ZM14 264H15V263H14ZM19 264H21V263H19ZM29 264H30V263H29ZM45 264H47V263H45ZM49 264H50V263H49ZM73 264H74V263H73ZM84 264H85V263H84ZM90 264H91V263H90ZM96 264H98V263H96ZM99 264H100V263H99ZM114 264H117V263H114ZM120 264H122V263H120ZM128 264H131V262L128 263ZM132 264H135V263L132 262ZM166 264H169V262H166ZM173 264H175L174 261H173ZM189 264H190V263H189Z\"/></svg>",
    "mask_w": 264,
    "mask_h": 264
}]
</instances>
